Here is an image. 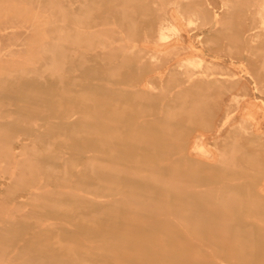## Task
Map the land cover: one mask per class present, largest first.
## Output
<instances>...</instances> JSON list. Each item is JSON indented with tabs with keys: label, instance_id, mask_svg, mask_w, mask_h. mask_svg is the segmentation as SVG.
Masks as SVG:
<instances>
[{
	"label": "rangeland",
	"instance_id": "374dc122",
	"mask_svg": "<svg viewBox=\"0 0 264 264\" xmlns=\"http://www.w3.org/2000/svg\"><path fill=\"white\" fill-rule=\"evenodd\" d=\"M95 1L94 0H0V17H1L0 36L3 34L0 37V45H1L0 46V57L4 56L0 59V93L3 90H8V89H12V91H14V93H12L11 95H8V97L4 96L2 101L0 102V121L11 122L9 123V127L14 128V131L12 130L13 133H11L9 136V139H10L9 143H5V142L0 143V182H4V184L2 185L4 188H2L1 183H0V205L3 206V207L0 206L1 208L0 209V214H1L0 215V228H1L0 229V242L2 240L3 243L6 244L4 245L5 247L3 248V250L1 251L4 255L0 252V259H1L0 264L1 263L3 264V262H5L4 264H31V263L33 264H40V263L41 264H52L54 260L55 261L57 260V261L54 262L53 264H57V262L59 261L63 262V263L61 262V264H66L68 262H69L68 264H82V263L83 264H106V263L107 264L109 263L111 264H121V263L122 264L123 263L124 264L126 263L134 264V262L135 264H143L144 261L146 264H150V263L151 264H157V263L172 264L173 262H174L173 264L180 263V262H181L180 264H219V262L220 264H226L225 262H227L228 264H251L253 261L255 262H253L252 264H264V233H263L264 232V150H263L264 149L263 148L264 147V101H262L264 100V95H263L264 94V78L261 80V78L264 77L263 76L264 75V68H263L264 67V64H263L264 56H262L264 54V32L262 31L264 30V25H263L264 13L262 10L264 8V0H251V4L249 0H239V1L232 0L233 2L231 0H208L209 2L207 0H185V1L184 0H125V1L124 0H95ZM235 1L236 3H234ZM172 3L176 6H173ZM222 4L224 6H222ZM257 4L260 5L258 6V9H257ZM246 6H249V8ZM252 6L254 9L252 8ZM261 6L263 8H261ZM164 11H167V12H164ZM259 11L262 12L260 13L261 15L258 13ZM224 13L226 16L224 15ZM241 13H243L244 16ZM170 14H172L174 17H177L179 19L180 18L184 20L189 19V20H192L191 23L194 22L192 25L190 23L191 26H189V24H185L186 36L189 34L193 38L192 37L191 39L187 38L185 42H183L182 44L183 47L173 46L174 43H176L177 41L176 35H173L170 38L169 42L173 43V45L171 44L169 47L163 46L157 38L158 27L160 26V22L164 20V17L166 18ZM214 14L215 15L218 14V16H214ZM251 14H253L254 16ZM186 15H188L189 18ZM212 15L214 18L212 17ZM222 15L224 16L221 19ZM235 15H237L238 18ZM204 17L206 19L208 18L207 19L208 21ZM256 17H257V20H256ZM233 18H236V19H233ZM239 18H243V20ZM244 18H247V20ZM214 19L215 21H213ZM205 20L207 21V23L203 22ZM258 20L260 23L258 22ZM10 21H11V24H10ZM216 21H218V23ZM221 21L223 23H221ZM6 24H9V26ZM16 24L17 26L19 25L20 28L19 26L15 27ZM218 24H220V26H218ZM222 26H223V29H222ZM253 26H256L255 31H254ZM259 26H261L262 30L261 28H259ZM9 27H12V29L13 28L14 29L12 30ZM200 28L201 30H199ZM203 28H206V29H203ZM244 28L248 29L249 32L250 31L252 32L249 33L248 30H245ZM251 28H253V30ZM114 29L116 30L114 31ZM83 31L84 32L86 31V32L84 33ZM88 31H90V33ZM221 32L222 34L226 32L225 35H223L224 38L221 37L222 36ZM228 32H229V35H228ZM230 32L232 34H230ZM14 34H16L17 36ZM70 35L73 38L72 37L70 38ZM212 36L213 38L220 39V41L218 39L217 40L214 39L215 40L214 41ZM66 37L68 38V45H67ZM209 37H211L210 40H209ZM72 39L73 40L76 39L77 40L76 43L77 42L80 43V44L77 43L80 47H82V44L84 43L82 49L79 46H77V44L75 45L72 44L73 43V41H71ZM64 40L66 41V43L64 42ZM258 40H260V43ZM213 42L216 44H214ZM244 42L246 43L244 44ZM203 43H205V45ZM209 43H210V46H209ZM261 43L263 45H260ZM246 44H249V45H246ZM60 45L61 47H59ZM250 45L251 47L254 48V50L253 48L250 47ZM211 47L212 49H210ZM233 47L235 48V50ZM60 48L62 49L63 53H60L62 52ZM229 48L230 50L233 48V50L231 51L235 55H231L232 53H230L231 51L229 50ZM184 49L186 51H184ZM222 50H224L226 54ZM251 50L254 52L252 53ZM85 51H87L88 54L90 53L88 56L90 55L92 56V54L96 55L97 53V56H98L97 59L102 60L101 62L103 66L102 65L101 67L99 66L100 68L96 67L94 68L95 70H92V71L89 66L85 67L83 65L82 58H80V53L82 52L85 53ZM238 51L240 52L238 53ZM248 51L250 52V54ZM228 52L230 53V55ZM242 52H245V53L248 52V53L245 54ZM152 53H155L156 56L154 57L151 56ZM67 54L68 56H73L75 58L74 60L75 64H81V67H78L79 70L78 68L76 69V71L74 70L75 72H72V69L69 70L70 67L68 66V61H67L68 56H66ZM224 54L226 56H224ZM202 56H203V62L201 63V65L195 62L194 63L188 62V63H185L183 66L177 65V62L181 59H187V58L197 59ZM5 60L7 61L6 64L4 63L6 62ZM129 60L130 61L134 60V63L131 66V68L116 70L115 68L112 67V66L115 67L114 64H117L118 66L120 64H123V62L129 61ZM204 64L205 65L209 64V65L208 67H206L207 65L205 66ZM248 64L250 66H247ZM138 65H140V67H138ZM251 66L254 68H252ZM258 68H260L261 70ZM110 69L111 70L113 69V70L111 71ZM202 69L203 70L206 69L207 71H209L210 73L209 76L212 75L211 77H214L217 75V77L221 79V81L224 79L226 81L221 82L220 80H217L218 83L216 81H214L213 83L212 80L209 79L210 81H208V79L201 77L199 78V81H197L193 85L192 88H189L190 86H192V85H189L188 87H186V90L180 93L178 89L179 85L177 83L179 82L178 81L179 78L181 79L182 76L183 77L185 75L188 76L190 73L196 72V71L197 73L195 75L197 74L200 75ZM228 69H230L231 72L228 71ZM254 69L255 70L258 69V70L255 71ZM70 73L71 75H69ZM124 73L127 75H125ZM131 73H138L139 76L133 79L131 78ZM227 74L229 76H227ZM110 77L112 80H110ZM228 77H231V78H228ZM17 79H20V81ZM28 79H30V81L33 83L31 86L27 85ZM256 79L257 81H255ZM94 80L95 81L97 80L96 81L97 83ZM16 81L19 82L18 83L19 85L16 84ZM106 81L109 83L107 84L108 87H106L107 86L105 83ZM236 82L238 84H236ZM73 83H75L74 86H73ZM182 83H185V82L182 81ZM102 84H104V86ZM23 85H26L27 87L25 88V86ZM42 85L43 86L45 85L43 89H46V91H44L40 87ZM114 86H115V89L117 90L121 89L123 91L133 92L135 93V96L129 99H124V98L122 99L119 96H116L114 93L110 92V88H113L112 90H115ZM234 86H235V89H233ZM30 88L34 90L31 91ZM188 88L191 91H189ZM246 88H247V94H246ZM27 89L28 90L30 89L29 91L31 92V94ZM86 89L87 91L91 89L90 90L91 94L89 93L90 96L92 95L91 99L90 97L89 99L86 98L85 94L88 95L87 93L89 92V91L85 92ZM256 89H258V91H256ZM80 90L81 91L84 90V91L81 92ZM100 90H102V92ZM140 90H143L144 92ZM145 90L147 91V93ZM25 91L27 94L25 93ZM105 91L107 95L103 93ZM94 92L95 93L97 92V93L95 94ZM4 93L5 92H3V94ZM35 93L37 94L41 93V99L40 97H38L40 95L37 96V94ZM79 93L83 95L79 96ZM44 94L46 95L45 97L42 98ZM244 94L246 95V97ZM33 95H35L34 96L35 98L33 97ZM36 98H38V100ZM44 98H47V99L44 100ZM64 98H67V99L70 98V99L67 100ZM80 98L83 99L82 103H81ZM63 99L65 101H63ZM126 100L129 102H127ZM192 100H194V103ZM31 101H34V104H31L33 103ZM99 101H101V103ZM39 102H40V105L38 104ZM167 103L168 105H166ZM207 103L210 105H208ZM238 103L239 105H237ZM42 105L43 106L46 105L47 108L45 107L46 108L45 109ZM130 105L133 107H131ZM36 106L38 107V110L42 112V114H40L41 112L39 113L38 110H35L37 109ZM25 107L29 109L27 110ZM127 107H129L130 109ZM60 108L62 110H60ZM93 108H95L96 110L95 109L93 110ZM135 108L139 110L137 111ZM141 108H142V112H141ZM41 109L44 111H42ZM103 109L108 110L111 114H109L108 116L102 115L101 111ZM122 109L124 110V113L125 114L127 113V114L125 117L123 118L121 117L120 118L121 121H120L119 114L123 112ZM25 110H27L28 113ZM33 110L36 111V115H35V111ZM55 110H59V113L57 114ZM68 110L70 114H68L69 113ZM85 110H88V111L86 112ZM47 111L49 113H45ZM113 112L114 114L112 115ZM160 112L162 113V115H160ZM32 113L34 115H32ZM37 114H39V116ZM158 114L159 116H155ZM228 115H230V117ZM116 116H117V119H116ZM70 117H73V118H70ZM103 119H106L109 122L110 121L112 122L109 123L108 121L106 122V120H103ZM67 120H69L70 123L69 122L66 123L67 127L63 128L61 123ZM81 122L83 123V125L81 124ZM223 122H224L223 126H220L219 124ZM103 125H105L106 127ZM240 126L242 129L240 128ZM85 128L91 129L92 132L93 131L95 132L92 134L91 130L87 131ZM234 129L235 131H232ZM63 130H64V133H63ZM245 130L246 131L249 130V131H247L246 133ZM102 131H104V133ZM42 132L43 134H41ZM78 132L79 134L82 133L80 135L81 137H79V135L76 134ZM99 132H100V136H98ZM227 132L228 134H226ZM232 132L236 134H233ZM97 133L98 135H94ZM35 134L36 136L37 134L38 135L41 134V136L43 137L37 139V137H35ZM104 134H106V136ZM110 134L113 136H111ZM183 136H185V138ZM95 137H96V140H94ZM119 137L120 138L125 137V140L127 141L126 145L131 147L129 151L124 150L123 146H117L116 144L110 142L109 140L104 141L105 138L116 139ZM79 138L82 140H79ZM97 138H99L98 140L100 141L102 140V143H100V141H98ZM148 138H150V141ZM254 143L256 144V146ZM139 144H141L140 145L141 147L139 146ZM257 144H260V145L257 146ZM3 146L6 147L5 150H3V148H5ZM102 147H103V150H102ZM108 147L111 149V151L114 150L115 152L112 151V153L113 152L114 153L111 154V151L110 149L108 150ZM118 147H119V150L117 149ZM72 150H75V151L72 152ZM77 151H80V152L76 153ZM106 151L108 153L110 151L109 153L110 155L107 154ZM94 152H96L95 153L96 155L94 154ZM146 152H148L149 154ZM151 152L153 153V155H151L152 154ZM155 152L157 156L155 155ZM72 153H75V155L76 154L78 155L80 153L78 156H80L81 154L82 155L80 157L78 156L76 157ZM158 153L161 156H159ZM73 155L75 158H73ZM116 155H119V158L118 156L116 157ZM64 156L70 157V158L68 157V160H70L68 161L69 163L68 166L53 168V165L51 164L53 157L54 159L57 160V157H64ZM109 156L110 158H108ZM134 156L137 158L135 159ZM72 158L74 159L75 163L80 161L78 163L79 167L75 166V163ZM98 159L100 160V162H103L102 165L99 163ZM102 159L103 160L105 159L106 163H108L109 165L104 163L105 160L103 161ZM139 159L141 160L139 161ZM94 160H95V163L93 162ZM148 161L154 162V163H151V164L147 163ZM160 162L162 165H160ZM95 164H96V167H95ZM98 165L102 167L99 169V171L100 170L102 171L103 168L105 170L106 169L105 166H107V168H110V170L106 169L105 172L107 173L104 174L105 176L103 175L102 176L99 175L100 177L96 176L99 173V171H96L98 169H95L97 167L99 168ZM150 165L153 167H151ZM115 167L117 169H115ZM92 168H94V170ZM113 168L117 172H115L114 170H111ZM246 170L248 172L250 171L249 173L256 172L258 173V176H255L256 174L254 173L255 175L254 174L249 175L251 176L252 179L249 176L246 177L245 174L246 173L248 174ZM93 171L97 173L93 174ZM112 171L114 172L113 175H112ZM118 173L120 174V176ZM114 175L116 177L117 176L120 177L119 178L120 181L117 182L116 180L118 179L114 180L115 179ZM113 176L114 178H112ZM244 176L246 177V179L249 178L250 180L249 181L246 179L243 180L245 178ZM35 177L37 178L36 179L37 182H32V179ZM72 177L74 179H72ZM219 177H221V179H219ZM131 178L133 179L131 180ZM237 178L243 180L242 181L243 183H241V181H239ZM218 179L220 180L222 186H220L221 184ZM77 180L79 184L77 183ZM237 180L239 181V183H241L239 185L242 186L243 189L238 190V191L236 190L237 192H235V189L233 188H232L233 191L231 189L227 190V188H230L229 184H231V182L238 183ZM69 181L71 183H69ZM113 181H116L117 183L116 182L113 183ZM68 183L70 185H68ZM74 183L77 184L78 187ZM62 184H63V187H62ZM80 185L84 186L85 189L89 188V190H84L82 186L79 187ZM211 185H215V186L210 187ZM248 185L250 187H248ZM40 186L45 187V188H50L52 189V192L48 195L45 194L44 196L43 194L44 192L42 191L41 193L37 192V196L36 195L30 196L31 192L39 191L38 188ZM73 187H75L74 192H71V190L73 191V189H71ZM130 187L133 191L130 189ZM139 187L142 189V191L140 190ZM79 188L81 190L80 192H79ZM145 188L147 190H145ZM248 188L252 192V195H251V192H249ZM60 189L63 191L61 192ZM137 189L141 191L142 193L139 192ZM150 189H152V191L155 190L154 195H156V197L152 195L153 193L152 191H150ZM38 194L40 195L38 196ZM123 194L125 197L122 196ZM160 194L161 196H159ZM170 194H172V196ZM225 194H227L226 197H225ZM94 195H97V196H94ZM113 195L118 196V197H114ZM216 195L218 197H216ZM88 196L90 198L89 200H88ZM109 196L110 198H108ZM137 196L139 197L136 198ZM95 197L97 199H94ZM212 197H214V199ZM106 198L109 200V202ZM115 198L118 199L116 200L117 202H114ZM125 198H127L128 200L125 201ZM145 198L146 199L149 198V199L146 200ZM170 198L171 200H169ZM234 198L239 199V200L241 199L240 201L243 203H241L239 200H235ZM245 198L246 200H244ZM243 200L247 202L248 204L245 203ZM134 201L137 203H134ZM144 201H146L147 203ZM182 201L184 202L183 205L179 203ZM75 202L76 204L74 205L73 203ZM79 202H80V205H79ZM196 202H199L200 204H202L201 205L202 210L200 211L201 213H204L205 210H210L211 214L209 216L203 215L204 216L203 217L201 213H197L196 210L194 211L192 207L193 205L192 203H196ZM238 202L241 203L242 205L241 204L239 205ZM42 203L43 204L46 203V206L45 204L43 205ZM109 203L110 204L113 203L114 205L115 204L116 205L113 206V205H110ZM167 203H169L170 205H168ZM39 204L40 206L42 205L43 209L42 207L39 206ZM135 204H138V205H135ZM50 205L53 208H47V207H51ZM90 206H93V207H90ZM118 206L120 210H118ZM136 206H138V208ZM9 207H11L12 209L11 208L9 209ZM96 207H99L97 208L98 211L96 210ZM103 207L105 209H103ZM107 207H108V211H107ZM70 208L72 209V211L74 210L73 212L71 211L72 213L70 212L71 210ZM130 208L131 210L132 209L133 210L130 211ZM32 209L35 212L34 214L36 216L31 214ZM48 209H50L51 211L54 210L55 212L53 211L54 213H52ZM56 209H58V211ZM81 210L82 211L86 210L87 212H84L83 214ZM102 210L104 212L103 214H101ZM112 210H116L117 214L114 213L115 211L113 212ZM118 211H120L119 214H122V215H119ZM224 211L232 212V215H231L232 219L237 220V216H238L240 221L238 222L237 220V222L239 224H235V223L232 224L230 222L231 220L228 223H225V215H224L225 212ZM16 212H19V213L17 214ZM80 213L83 215H81ZM216 213L218 215H216ZM240 213H244V215ZM68 214H69V218L67 216ZM111 214L113 215L116 214V216L118 215L119 217L113 216ZM41 215L44 218H42ZM162 215H164L165 217ZM167 215L170 217H168ZM10 216L12 217L14 216L13 221H10V219L12 218V217L10 218ZM94 216H96V219H94L95 218ZM40 217L44 219L45 222H43L44 220L41 221L42 219H40ZM195 217H197V219H195ZM28 218L31 220H29ZM36 218L40 219V221L38 219L36 220ZM54 218H56L57 220H55ZM120 218H124V220L126 221L122 222L120 221ZM240 218H242L243 220ZM61 219H64V220H61ZM222 219L223 221H221ZM93 220H96L99 226L97 225H96L97 227L94 226L97 223H95L96 221H93ZM29 221L32 223H30ZM38 221H39V225H38ZM15 222H19V223L17 224ZM82 222H84L85 224H83ZM195 222L196 224H194ZM29 223L31 224L30 226L28 225ZM41 223H43L44 226ZM60 223H63L65 227L63 226V224H60ZM65 223H68L70 227H68L69 225ZM91 223L93 224V229L94 227L95 229L97 228L96 231H93V233H91L92 226L91 227L89 226V225H92ZM107 223H109L110 225ZM198 223H202V224L199 225ZM19 224L20 225L23 224V226L21 227ZM24 224H25V227H24ZM8 225H10L11 227ZM52 225L53 227L55 225V228L51 227ZM240 225L242 227H240ZM244 225L246 227L247 226L249 227L251 225L250 230L249 228H246ZM3 226H6V228ZM7 226L9 227V229L7 228ZM49 226L51 230L48 233ZM202 226H204V228ZM252 226L254 227L252 228ZM41 227L43 228L45 227V228L43 229ZM200 227H201L202 232L199 230ZM243 227H245L247 230L242 231L243 232L242 233L240 230L245 229ZM63 228L64 229L67 228V229L64 230ZM86 228L87 230L89 229L88 230L89 232L86 230ZM182 228L186 230L183 231ZM27 229L29 232L27 231ZM57 229H60L61 231H63V233H61V231ZM68 229L71 232H69ZM1 230L3 232H1ZM25 230L27 232H25ZM101 230H103L102 231L103 233L101 232ZM206 230L209 231V233ZM45 232H47L48 235ZM73 232H75L76 234L74 235ZM104 232L111 236L107 235L106 237L105 236L106 234ZM187 232H189L190 235ZM200 232L203 234H201ZM244 232L249 233V234L246 235ZM6 233H8V235ZM90 233L92 235L96 233L95 234L96 236L95 235L91 236ZM114 233H116V235ZM186 233L188 235H186ZM99 234L100 235L105 234V235L102 236L101 238L100 236H98ZM216 234H218V236H216ZM233 234H235V236ZM26 235H29V236L24 237ZM34 235L35 237L39 239L38 240L36 239L35 241L34 240L35 237L33 238ZM54 235H55V238H53ZM89 235L91 236V238ZM113 235L116 236L119 243L118 241L117 243L115 242V244L113 243L114 241H116L113 239L114 238ZM183 235L187 237L183 238L184 237ZM250 235L252 238L250 237ZM40 236L42 239L40 238ZM60 236H61V239H60ZM248 236L251 239H254L256 241V244L255 243L253 244V247L255 248L253 249V251H252L253 247L250 246L252 242H248V241H251V239L246 238ZM92 237H96V240L98 238L105 239L106 242L104 240H99L98 242L100 243H97L95 241V238L93 239ZM104 237L106 238L109 237L110 242L108 243L107 241L109 240L108 239L106 240V238ZM110 237H112L113 241H111ZM23 238L25 239L23 240ZM89 238L91 240H89ZM165 238L167 240H165ZM56 239L57 241L60 239L59 240L60 242H64L62 245L67 246L69 250H67L66 247L65 249L62 248V245L60 247L59 246L60 242L59 244H57L58 242L55 243ZM72 239L75 241L73 242ZM80 239H83V242L84 240L87 239L85 241L86 243L85 242L83 243L82 240L79 241ZM21 240L23 241V243L21 242ZM51 240L52 242H49ZM225 240H227L228 243H224ZM254 240L252 241L255 242ZM65 241H68V242H65ZM87 241L88 243L90 241V244H88ZM91 241H93V243H91ZM183 241H186L187 243ZM95 242L98 245V248ZM101 242H105L106 244L101 243ZM131 242L133 243L134 248L137 246V244L134 242H137V243L139 242L138 245L139 244L141 245L142 243V245L141 246L139 245L140 248L136 247V250L134 248L129 249L127 245L125 244H132ZM193 242H194V245H193ZM201 242L203 244H201ZM18 243L19 245H17ZM44 243H46L45 244L46 248H45ZM47 243L48 245L50 243L51 246H47ZM65 243L67 244L70 243V245L72 244V247L68 246L69 244L67 245ZM149 243L151 245H149ZM31 244L32 246H30ZM104 244L106 246L108 245L107 248L114 246L115 247L114 251L118 253V255L120 256V259L117 256L116 252L114 253L110 252L109 249H107L105 246L104 247L101 246ZM121 244L123 246H120ZM190 244H192L193 246ZM40 245L42 247H40ZM85 245L88 247L86 248ZM197 245H200V246H197ZM215 245L217 246L214 248ZM89 246H91L92 248ZM203 246L205 247L204 249H203ZM26 247L28 249H25ZM29 247H32V249ZM69 247L71 248L74 247L73 251L75 249L76 250L74 251L75 253L72 252V250H70ZM101 247H103V252L101 250L102 249ZM123 247H126V248H123ZM141 247H142V250H140ZM209 247L211 248L210 250H209ZM144 248H146L145 249L146 253H145ZM245 248L249 250H246ZM15 249L16 251L18 249L17 251L18 253L15 251ZM137 249L139 250V252L137 251ZM4 250L6 251L3 252ZM28 250L30 252H28ZM132 250L133 251L135 250V251L133 252ZM231 250L234 252H232ZM243 250L244 252H242ZM105 251L107 252V254L105 253ZM99 252L102 255L101 254L98 255ZM230 252L233 254H231ZM253 252L255 254H253ZM40 253L42 254L40 255ZM73 253L78 255V259H77V256L74 255ZM80 253L81 254L83 253V255L88 258V260L86 259L87 262L84 261L86 257L84 258V256L81 255ZM103 253H105L106 255ZM129 253H131L132 256H130ZM35 254L36 256L34 257ZM51 254H53V256H51ZM122 254L123 255L125 254V257L123 256L124 258L122 257ZM108 255L110 257L111 256L113 257L112 260L114 262L111 260L112 257L110 258ZM157 255L159 256V258H157L158 257ZM196 255H198V257H196ZM39 256L42 257L44 260L46 259L45 262ZM54 256H56V258ZM92 256L94 258L96 256V258L94 259L92 258ZM155 256L156 258H154ZM62 257L67 258V259H63ZM138 257L139 258L142 257L141 258L142 260L139 259ZM165 257H168V258H165ZM254 257H256L255 258L256 260L254 259ZM89 258L90 259L92 258L94 260L92 259L90 260ZM102 258H105V260L106 259L108 260L110 259V260L109 261L106 260L107 261L106 262ZM258 258H260L259 261H258ZM80 259L81 260L83 259V260L81 261ZM114 259L118 262H116ZM161 259L164 260V262H162ZM226 259H228L229 261ZM89 260L91 261V263L90 262L88 263ZM96 260L98 263L96 262ZM49 261H52V262H49ZM93 261L95 263H93ZM102 261H105V262L103 263ZM138 261L142 263H138ZM149 261L150 263H148ZM155 261H157V263H155Z\"/></svg>",
	"mask_w": 264,
	"mask_h": 264
},
{
	"label": "bare ground",
	"instance_id": "6f19581e",
	"mask_svg": "<svg viewBox=\"0 0 264 264\" xmlns=\"http://www.w3.org/2000/svg\"><path fill=\"white\" fill-rule=\"evenodd\" d=\"M94 1H95V0H94ZM124 1H125V0H124ZM184 1H185V0H184ZM207 1H208V0H207ZM231 1H232V0H231ZM238 1H239V0H238ZM84 2H85V1H84ZM95 2H96V1H95ZM119 2H120V1H119ZM178 2H179V1H178ZM208 2H209V1H208ZM232 2H233V1H232ZM241 2H242V1H241ZM241 2H240V3H241ZM245 2H246V1H245ZM249 2H250V4H251V0H249ZM254 2H255V1H254ZM117 3H118V2H117ZM173 3H174V2H173ZM173 3H172V4H173ZM179 3H180V2H179ZM234 3H236V1H235ZM252 3H253V2H252ZM257 3H258V2H257ZM83 4H85V3H83ZM155 4H157V3H155ZM44 5H45V4H44ZM113 5H114V4H113ZM127 5H128V4H127ZM253 5H254V4H253ZM125 6H126V5H125ZM165 6H167V5H165ZM171 6H172V5H171ZM173 6H176V5L173 4ZM222 6H224V5L222 4ZM258 6H260V5L257 4V9H258ZM120 7H121V6H120ZM120 7H119V8H120ZM168 7H169V6H168ZM197 7H198V6H197ZM246 7L249 8V6H246ZM87 8H88V7H87ZM113 8H114V7H113ZM113 8H112V9H113ZM222 8H223V7H222ZM252 8H253V6H252ZM259 8H260V7H259ZM261 8H263V7L261 6ZM176 9H177V8H176ZM253 9H254V8H253ZM253 9H252V10H253ZM257 9H256V10H257ZM116 10H117V9H116ZM221 10H222V9H221ZM262 10H263V13H264V8H263ZM66 11H67V9H66ZM125 11H126V10H125ZM134 11H135V10H134ZM158 11H160V10H158ZM177 11H178V10H177ZM180 11H181V10H180ZM200 11H201V10H200ZM246 11H247V10H246ZM257 11H258V10H257ZM164 12H167V11H164ZM249 12H250V11H249ZM67 13H68V12H67ZM86 13H87V12H86ZM86 13H84V14H86ZM121 13H122V12H121ZM179 13H180V12H179ZM238 13H239V12H238ZM238 13H237V14H238ZM258 13L260 14V13H262V12L259 11ZM75 14H76V13H75ZM146 14H147V13H146ZM182 14H183V13H182ZM185 14H187V13H185ZM235 14H236V13H235ZM239 14H240V13H239ZM241 14L243 15V13H241ZM245 14H246V13H245ZM253 14H254V13H253ZM253 14H251V15H253ZM259 14H258V15H259ZM132 15H133V14H132ZM224 15H225V13H224ZM224 15H222L221 19L223 18ZM260 15H261V14H260ZM148 16H149V15H148ZM166 16H167V15H166ZM186 16L188 17V15H186ZM214 16H218V14H217V15L214 14ZM225 16H226V15H225ZM235 16H237V15H235ZM243 16H244V15H243ZM253 16H254V15H253ZM253 16H252V18H253ZM262 16H263V15H262ZM68 17H69V16H68ZM73 17H74V16H73ZM82 17H83V16H82ZM125 17H126V16H125ZM194 17H195V16H194ZM212 17H213V15H212ZM212 17H211V19H212ZM241 17H242V16H241ZM263 17H264V16H263ZM70 18H71V17H70ZM183 18H184V17H183ZM188 18H189V17H188ZM197 18H198V17H197ZM204 18H205V17H204ZM204 18H203V19H204ZM213 18H214V17H213ZM215 18H216V17H215ZM237 18H238V16H237ZM30 19H31V18H30ZM30 19H29V20H30ZM61 19H62V18H61ZM81 19H82V18H81ZM205 19H206V18H205ZM207 19H208V18H207ZM207 19H206V20H207ZM233 19H236V18H233ZM239 19H242V20H243V18H239ZM244 19L247 20V18H244ZM260 19H261V18H260ZM262 19H263V18H262ZM2 20H3V19H2ZM97 20H98V19H97ZM126 20H127V19H126ZM128 20H129V19H128ZM151 20H152V19H151ZM206 20L203 21V22L207 23L208 20H207V21H206ZM226 20H227V19H226ZM250 20H251V19H250ZM256 20H257V17H256ZM0 21H1V17H0ZM86 21H87V20H86ZM114 21H115V20H114ZM191 21H192V20H189V19H188V20H184V19H181V18L179 19V18H177V17H174L172 14H170V15H169L168 17H166V18L164 17V20H163L162 22L159 21V22H160V26L158 27V36H157L158 40L161 42V44H162L163 46H165V47H169L171 44L173 45V43H170V42H169V41H170V38H171L173 35H176V36H177V41H176V43H174L173 46H176V47H180V46H182L183 42H185V40H186L187 38L191 39V37H192V36H190L189 34H188L187 36H186V34H185V32H186V26H185V24H189V26H191V25L194 23V22L191 23ZM200 21H201V20H200ZM209 21H210V20H209ZM213 21H215V19H214ZM237 21H238V20H237ZM262 21H263V20H262ZM60 22H61V21H60ZM73 22H74V21H73ZM216 22L218 23V21H216ZM242 22H243V21H242ZM258 22H259V20H258ZM3 23H4V22H3ZM64 23H65V22H64ZM84 23H85V22H84ZM135 23H136V22H135ZM190 23H191V25H190ZM201 23H202V22H201ZM211 23H212V22H211ZM211 23H209V24H211ZM221 23H223V22L221 21ZM240 23H241V21H240ZM255 23H256V22H255ZM259 23H260V22H259ZM10 24H11V21H10ZM13 24H14V23H13ZM27 24H28V23H27ZM114 24H115V23H114ZM6 25L9 26V24H6ZM22 25H23V24H22ZM105 25H106V23H105ZM112 25H113V24H112ZM196 25H197V23H196ZM199 25H200V23H199ZM206 25H207V24H206ZM230 25H231V24H230ZM242 25H244V24H242ZM253 25H254V24H253ZM256 25H257V24H256ZM263 25H264V22H263ZM18 26H19V25H18ZM18 26H17V24H16L15 27H18ZM83 26H84V25H83ZM89 26H90V25H89ZM189 26H188V27H189ZM211 26H212V25H211ZM216 26H217V25H216ZM218 26H220V24H218ZM67 27H68V26H67ZM77 27H78V26H77ZM193 27H194V26H193ZM203 27H204V25H203ZM253 27H254V31H255V30H256V29H255L256 26H253ZM9 28L12 29V27H9ZM19 28H20V26H19ZM82 28H83V27H82ZM90 28H91V27H90ZM110 28H111V27H110ZM114 28H115V27H114ZM123 28H124V27H123ZM197 28H198V27H197ZM218 28H219V27H218ZM218 28H216V29H218ZM248 28H249V27H248ZM259 28H261V26H259ZM4 29H6V28H4ZM13 29H14V28H13ZM13 29H12V30H13ZM15 29H16V28H15ZM60 29H61V28H60ZM85 29H86V28H85ZM91 29H92V28H91ZM99 29H100V28H99ZM190 29H192V28H190ZM203 29H206V28H203ZM222 29H223V26H222ZM244 29H245V28H244ZM251 29L253 30V28H251ZM0 30H1V29H0ZM12 30H11V31H12ZM94 30H95V29H94ZM115 30H116V29H114V31H115ZM138 30H139V29H138ZM195 30H196V29H195ZM199 30H201V28H200ZM209 30H210V28H209ZM245 30H248V29H245ZM261 30H262V28H261ZM262 31L264 32V30H262ZM262 31H261V32H262ZM2 32H3V31H2ZM5 32H6V31H5ZM83 32H84V31H83ZM85 32H86V31H85ZM85 32H84V33H85ZM88 32L90 33V31H88ZM119 32H120V31H119ZM192 32H193V31H192ZM231 32H232V31H231ZM231 32H230V34L233 33V32H232V33H231ZM248 32H249V30H248ZM250 32H252V31H250ZM250 32H249V33H250ZM258 32H259V31H258ZM89 33H88V34H89ZM225 33H226V32H225ZM225 33L222 34V32H221V35H222L221 37H223V35H225ZM243 33H244V32H243ZM255 33H256V32H255ZM16 34H17V33H16ZM16 34H14V35H16ZM106 34H107V33H106ZM207 34H208V33H207ZM239 34H240V32H239ZM245 34H246V33H245ZM2 35H3V34H2ZM2 35H1V36H2ZM71 35H72V34H71ZM71 35H70V38L72 37ZM75 35H76V34H75ZM79 35H80V34H79ZM89 35H90V34H89ZM228 35H229V32H228ZM241 35H242V34H241ZM246 35H247V34H246ZM252 35H253V34H252ZM1 36H0V37H1ZM5 36H6V35H5ZM16 36H17V35H16ZM82 36H83V35H82ZM199 36H200V35H199ZM201 36H202V35H201ZM205 36H206V35H205ZM205 36H204V37H205ZM226 36H227V35H226ZM226 36H225V38H226ZM244 36H245V35H244ZM74 37H75V36H74ZM78 37H79V36H78ZM124 37H125V36H124ZM204 37H203V38H204ZM221 37H220V38H221ZM66 38H67V37H66ZM72 38H73V37H72ZM95 38H96V37H95ZM192 38H193V37H192ZM210 38H211V37H209V40H210ZM212 38H213V36H212ZM223 38H224V37H223ZM250 38H251V37H250ZM259 38H260V36H259ZM125 39H126V38H125ZM204 39H205V38H204ZM206 39H207V38H206ZM214 39H216V38H213V40H214ZM217 39H218V38H217ZM217 39H216V40H217ZM241 39H242V38H241ZM93 40H94V39H93ZM211 40H212V39H211ZM218 40L220 41V39H218ZM244 40H246V39H244ZM244 40H243V41H244ZM71 41H73L72 44H74V45L78 43V42L76 43V41H77L76 39H75V40L72 39ZM205 41H206V40H205ZM214 41H215V40H214ZM225 41H226V40H225ZM228 41H229V40H228ZM258 41H259V43H260V40H258ZM258 41H257V42H258ZM64 42L66 43L65 40H64ZM69 42H70V41H69ZM74 42H75V43H74ZM79 42H80V41H79ZM203 42H204V41H203ZM238 42H239V40H238ZM247 42H248V41H247ZM65 43H64V44H65ZM98 43H99V42H98ZM102 43H103V42H102ZM166 43H167V44H166ZM213 43H214V42H213ZM213 43H212V44H213ZM245 43H246V42H244V44H245ZM250 43H251V42H250ZM255 43H256V42H255ZM52 44H53V43H52ZM62 44H63V42H62ZM78 44H80V43H78ZM78 44H77V46H79ZM83 44H84V43H83ZM83 44H82V47H83ZM203 44L205 45V43H203ZM207 44H208V43H207ZM214 44H216V43H214ZM224 44H225V43H224ZM236 44H237V43H236ZM252 44H253V43H252ZM57 45H58V44H57ZM67 45H68V38H67ZM69 45H70V43H69ZM74 45H73V46H74ZM196 45H197V44H196ZM204 45H203V46H204ZM229 45H230V43H229ZM238 45H239V44H238ZM238 45H237V46H238ZM246 45H249V44H246ZM253 45H254V44H253ZM253 45H252V46H253ZM260 45H263V44L261 43ZM0 46H1V45H0ZM62 46H63V45H62ZM104 46H106V45H104ZM209 46H210V43H209ZM214 46H215V45H214ZM240 46H241V45H240ZM258 46H259V45H258ZM54 47H56V46H54ZM54 47H52V48H54ZM59 47H61V45H60ZM59 47H58V48H59ZM79 47H80V46H79ZM82 47H80V48L82 49ZM182 47H183V46H182ZM190 47H192V46H190ZM230 47H231V46H230ZM250 47H251V45H250ZM256 47H257V46H256ZM8 48H9V47H8ZM12 48H13V46H12ZM47 48H48V46H47ZM65 48H66V46H65ZM65 48H64V49H65ZM92 48H93V47H92ZM207 48H208V47H207ZM216 48H217V47H216ZM219 48H220V47H219ZM233 48H234V47H233ZM233 48H232L231 50H233ZM244 48H245V47H244ZM251 48H253V47H251ZM258 48H259V47H258ZM260 48H261V47H260ZM42 49H43V48H42ZM60 49H61V48H60ZM102 49H103V48H102ZM110 49H111V48H110ZM114 49H115V48H114ZM210 49H212V47H211ZM238 49H239V48H238ZM238 49H236V50H238ZM44 50H45V49H44ZM51 50H52V49H51ZM65 50H66V49H65ZM65 50H64V51H65ZM68 50H69V49H68ZM84 50H85V49H84ZM95 50H96V49H95ZM108 50H109V49H108ZM179 50H180V49H179ZM204 50H205V49H204ZM213 50H214V49H213ZM229 50H230V48H229ZM231 50H230V51H231ZM234 50H235V48H234ZM246 50H247V48H246ZM253 50H254V48H253ZM47 51H48V50H47ZM61 51H62V49H61ZM73 51H74V50H73ZM184 51H186V50L184 49ZM222 51L224 52V50H222ZM243 51H244V50H243ZM256 51H257V49H256ZM95 52H96V51H95ZM180 52H181V51H180ZM203 52H205V51H203ZM203 52H202V53H203ZM223 52H222V53H223ZM239 52H240V51H238V53H239ZM248 52H249V51H248ZM248 52H247V53H248ZM251 52L253 53L254 51L251 50ZM262 52H263V51H262ZM55 53H57V52H55ZM60 53H63V51L60 52ZM76 53H78V52H76ZM85 53H87V51H85ZM85 53H84V52L80 53V58H82V60H83V65H84L85 67H88V66H89L90 69H91V71H92V70H95L94 68H96V67L98 68L99 66L101 67V65L103 66V64H102V62H101L102 60L97 59V57H98V56H97V53H96V55H95V54H92V56H91V55L88 56L90 53H89V54H88V53L85 54ZM214 53H215V51H214ZM218 53H219V52H218ZM218 53H217V54H218ZM224 53H225V52H224ZM228 53H229V52H228ZM230 53H232V51H231ZM230 53H229V55H230ZM242 53H245V52H242ZM247 53H245V54H247ZM73 54H74V53H73ZM179 54H180V53H179ZM179 54H178V55H179ZM206 54H207V53H206ZM225 54H226V53H225ZM225 54H224V56H226ZM236 54H237V53H236ZM240 54H241V53H240ZM249 54H250V52H249ZM256 54H257V53H256ZM2 55H3V54H2ZM76 55H77V54H76ZM178 55H177V56H178ZM204 55H205V54H204ZM218 55H219V54H218ZM231 55H235V54L232 53ZM66 56H68V54H67ZM102 56H104V55H102ZM151 56L154 57V56H156V54H155V53H152ZM224 56H223V57H224ZM254 56H256V55H254ZM254 56H253V57H254ZM262 56H264V54H263ZM2 57H4V56H2ZM2 57H0V59H1ZM228 57H229V56H228ZM230 57H231V56H230ZM233 57H234V56H233ZM238 57H239V56H238ZM64 58H66V57H64ZM220 58H221V57H220ZM245 58H246V57H245ZM261 58H262V57H261ZM121 59H122V58H121ZM230 59H231V58H230ZM233 59H234V58H233ZM235 59H237V58H235ZM238 59H239V58H238ZM255 59H256V58H255ZM262 59H263V58H262ZM8 60H9V59H8ZM74 60H75V58H74L73 56H68V58H67L68 66L70 67L69 70L72 69V72H75L76 69H77L78 67H81V64H75ZM77 60H78V59H77ZM242 60H243V59H242ZM263 60H264V59H263ZM263 60H262V61H263ZM5 61H6V60H5ZM59 61H61V60H59ZM78 61H79V60H78ZM107 61H108V60H107ZM212 61H213V60H212ZM246 61H247V60H246ZM73 62H74V63H73ZM110 62H111V61H110ZM115 62H116V61H115ZM188 62H189V63H194V62H195V63H199V64L201 65V63L203 62V56H202V57H199V58H197V59H196V58L181 59V60H179V61L177 62V65H179V66H183L185 63H188ZM205 62H206V60H205ZM251 62H252V61H251ZM1 63H2V62H1ZM4 63L6 64L7 61L4 62ZM133 63H134V60H132V61L129 60V61H125V62H123V64H120V65H118V66H117V64H114L115 67H114V66H112V67L115 68L116 70L128 69V68H131V66L133 65ZM140 63H141V62H140ZM140 63H139V64H140ZM247 63H248V62H247ZM262 63H263V62H262ZM5 64H4V65H5ZM63 64H64V63H63ZM263 64H264V63H263ZM79 65H80V66H79ZM204 65H205V64H204ZM206 65H207V64H206ZM206 65H205V66H206ZM208 65H209V64H208ZM208 65H207L206 67H208ZM63 66H64V65H63ZM105 66H106V65H105ZM110 66H111V64H110ZM175 66H176V65H175ZM214 66H215V65H214ZM224 66H225V65H224ZM247 66H250V65L248 64ZM100 67H99V68H100ZM107 67H109V66H107ZM138 67H140V65H138ZM211 67H212V66H211ZM218 67H219V66H218ZM251 67H252V66H251ZM262 67H263V66H262ZM173 68H174V67H173ZM173 68H172V69H173ZM227 68H228V67H227ZM252 68H254V67H252ZM263 68H264V67H263ZM258 69H260V68H258ZM258 69H256V70H258ZM28 70H29V69H28ZM74 70H75V71H74ZM78 70H79V68H78ZM110 70H111V69H110ZM112 70H113V69H112ZM112 70H111V71H112ZM202 70H203V69H202ZM202 70H201V74H200V75L197 74L198 76L195 75V74L197 73V71H196V72H192V73H190L188 76H186V75H185L184 77L182 76L181 79L179 78V80H178L179 82H177L178 85H179V88H178V89H179V92L181 93V92H183L184 90H186V87H188L189 85H192V86L189 87V88H192L193 85H194L197 81H199V78H201V77H202V78L204 77L205 79H208V81L212 80L213 83H214V81H216V82L218 83L217 80H220V81H221V79H219V78L217 77V75L214 76V77H211L212 75L209 76V75H210L209 71H207L206 69L203 70V71H202ZM220 70H221V69H220ZM251 70H253V69H251ZM254 70H255V69H254ZM256 70H255V71H256ZM260 70H261V69H260ZM10 71H11V70H10ZM33 71H34V70H33ZM111 71H110V72H111ZM194 71H195V70H194ZM228 71H230V69H228ZM204 72H206V73H204ZM212 72H213V71H212ZM223 72H225V71H223ZM230 72H231V71H230ZM88 73H89V72H88ZM181 73H182V72H181ZM253 73H254V72H253ZM253 73H252V74H253ZM67 74H68V73H67ZM116 74H117V73H116ZM124 74H125V73H124ZM124 74H123V75H124ZM184 74H185V73H184ZM214 74H215V73H214ZM250 74H251V73H250ZM9 75H10V74H9ZM69 75H71V73H70ZM87 75H88V74H87ZM105 75H106V74H105ZM105 75H104V77H105ZM109 75H110V74H109ZM125 75H127V74H125ZM225 75H226V74H225ZM253 75H254V74H253ZM138 76H139L138 73H131V78H133V79L136 78V77H138ZM219 76H220V75H219ZM227 76H229V75L227 74ZM230 76H231V75H230ZM242 76H243V75H242ZM256 76H257V75H256ZM263 76H264V75H263ZM89 77H90V76H89ZM129 77H130V76H129ZM185 77H186V78H185ZM231 77H232V76H231ZM231 77H228V78H231ZM236 77H237V76H236ZM258 77H259V75H258ZM20 78H21V77H20ZM67 78H68V77H67ZM90 78H91V77H90ZM119 78H120V77H119ZM121 78H122V77H121ZM131 78H130V79H131ZM222 78H223V76H222ZM225 78H226V77H225ZM232 78H233V77H232ZM245 78H246V77H245ZM263 78H264V77H262L261 80H262ZM101 79H102V78H101ZM209 79H210V80H209ZM253 79H254V78H253ZM17 80L20 81V79H17ZM110 80H112L111 77H110ZM234 80H235V79H234ZM258 80H259V79H258ZM261 80H260V81H261ZM51 81H53V80H51ZM79 81H80V80H79ZM94 81H95V80H94ZM94 81H93V82H94ZM96 81H97V80H96ZM96 81H95V82H96ZM120 81H121V79H120ZM164 81H165V80H164ZM182 81H184L185 83H182ZM223 81H226V80L224 79V80H222L221 82H223ZM235 81H236V80H235ZM255 81H257V79H256ZM72 82H73V81H72ZM98 82H99V81H98ZM180 82H181V83H180ZM216 82H215V83H216ZM240 82H241V81H240ZM261 82H262V81H261ZM14 83H15V82H14ZM18 83H19V82L16 81V84H18ZM90 83H91V82H90ZM96 83H97V82H96ZM102 83H104V82H102ZM105 83H106V85L109 84L107 81H106ZM208 83H209V82H208ZM230 83H231V82H230ZM258 83H259V82H258ZM32 84H33V83L30 81V79H28L27 85H28V86H31ZM45 84H46V83H45ZM74 84H75V83H73V86H74ZM114 84H115V83H114ZM116 84H117V83H116ZM231 84H232V83H231ZM236 84H238V83L236 82ZM260 84H261V83H260ZM260 84H259V86H260ZM262 84H263V83H262ZM18 85H19V84H18ZM35 85H36V83H35ZM40 85H41V84H40ZM102 85L104 86V84H102ZM106 85H105V86H106ZM122 85H123V84H122ZM178 85H177V86H178ZM252 85H253V84H252ZM255 85H256V84H255ZM23 86H25V88L27 87L26 85H23ZM44 86H45V85H44ZM44 86L42 85V86H40V87L43 89ZM100 86H101V85H100ZM119 86H120V85H119ZM124 86H125V85H124ZM227 86H228V85H227ZM262 86H263V85H262ZM106 87H108V85H107ZM116 87H117V86H116ZM128 87H129V86H128ZM25 88H24V89H25ZM31 88H32V87H31ZM31 88H30V89H31ZM68 88H69V87H68ZM68 88H66V89H68ZM77 88H78V87H77ZM79 88H80V87H79ZM104 88H105V87H104ZM189 88H188V89H189ZM202 88H203V87H202ZM231 88H233V87H231ZM30 89H29V90H30ZM39 89H40V88H39ZM112 89H113V88H110V92L114 93L116 96H119V97L122 98V99H123V98H124V99H129V98H132L133 96H135V93H133V92L123 91V90H121V89H120V90H117V89H115V86H114V89H115V90H112ZM233 89H235V86H234ZM253 89H254V87H253ZM27 90H28V89H27ZM29 90H28V91H29ZM33 90H34V89H33ZM33 90L31 89V91H33ZM43 90L46 91V89H43ZM43 90H41V91H43ZM69 90H70V89H69ZM90 90H91V89H90ZM90 90H88V91H89V92H88L87 89H86L85 92H88L87 94L89 95V93L91 94ZM147 90H148V89H147ZM203 90H204V89H203ZM78 91H79V90H78ZM80 91H81V90H80ZM83 91H84V90H82L81 92H83ZM96 91H97V89H96ZM100 91L102 92V90H100ZM108 91H109V90H108ZM108 91H107V92H108ZM140 91L144 92L143 90H140ZM145 91H146V90H145ZM157 91H158V90H157ZM189 91H191V90L189 89ZM256 91H258V89H256ZM261 91H262V90H261ZM261 91H260V92H261ZM3 92H5V93L3 94ZM29 92H30V91H29ZM36 92H37V91H36ZM50 92H51V90H50ZM85 92H84V93H85ZM186 92H187V91H186ZM12 93H14V91H12V89L3 90V91L0 93V102L2 101V99H3L4 96H7V97H8V95H11ZM25 93H26V91H25ZM42 93H43V92H42ZM92 93H93V92H92ZM94 93H95V92H94ZM96 93H97V92H96ZM96 93H95V94H96ZM103 93H104L105 95H107L106 91L103 92ZM146 93H147V91H146ZM18 94H19V93H18ZM26 94H27V93H26ZM30 94H31V92H30ZM35 94H37V93H35ZM110 94H111V93H110ZM114 94H113V95H114ZM170 94H171V92H170ZM196 94H197V93H196ZM246 94H247V88H246ZM260 94H261V93H260ZM38 95H40V96H38ZM45 95H46V94H44V95L42 96V98L45 97ZM80 95H83V94H80V93H79V96H80ZM88 95L85 94L86 98L89 99V97H90V99H91L92 95H91V96H90V95L88 96ZM154 95H155V94H154ZM186 95H187V94H186ZM193 95H194V94H193ZM203 95H204V94H203ZM225 95H226V94H225ZM244 95H245V94H244ZM263 95H264V94H263ZM18 96H19V95H18ZM34 96H35V95H33V97H34ZM37 96L40 97V99H41V93L37 94ZM49 96H50V95H49ZM169 96H170V95H169ZM201 96H202V95H201ZM55 97H56V96H55ZM167 97H168V96H167ZM232 97H233V96H232ZM240 97H241V96H240ZM245 97H246V95H245ZM256 97H257V95H256ZM25 98H27V97H25ZM34 98H35V97H34ZM34 98H33V100H34ZM97 98H98V97H97ZM174 98H175V97H174ZM243 98H244V97H243ZM243 98H242V99H243ZM36 99L38 100V98H36ZM40 99H39V101H40ZM45 99H47V98H44V100H45ZM64 99H67V98H64ZM64 99H63V101H65ZM69 99H70V98H69ZM69 99H67V100H69ZM80 99H81V98H80ZM143 99H144V98H143ZM186 99H187V98H186ZM222 99H223V98H222ZM238 99H239V98H238ZM258 99H259V98H258ZM260 99H261V98H260ZM29 100H30V99H29ZM29 100H28V101H29ZM82 100H83V99H81V103L83 102ZM85 100H86V99H85ZM95 100H96V99H95ZM189 100H190V99H189ZM126 101H127V100H126ZM141 101H142V100H141ZM144 101H145V100H144ZM190 101H191V100H190ZM192 101H193V103H194V100H192ZM235 101H236V100H235ZM239 101H240V100H239ZM262 101H264V100H262ZM31 102H33V103H31ZM31 102H30L31 104H34V101H31ZM53 102H54V100H53ZM61 102H62V101H61ZM99 102L101 103V101H99ZM119 102H120V101H119ZM127 102H129V101H127ZM147 102H148V101H147ZM42 103H44V102H42ZM42 103H41V104H42ZM59 103H60V102H59ZM100 103H99V104H100ZM164 103H165V102H164ZM164 103H163V104H164ZM38 104L40 105V102H39ZM64 104H65V103H64ZM118 104H119V103H118ZM129 104H130V103H129ZM207 104H208V103H207ZM49 105H50V104H49ZM60 105H61V104H60ZM108 105H109V104H108ZM123 105H124V104H123ZM151 105H152V104H151ZM166 105H168V103H167ZM174 105H175V104H174ZM204 105H205V104H204ZM208 105H210V104H208ZM237 105H239V103H238ZM27 106H29V105H27ZM27 106H26V107H27ZM42 106H43V105H42ZM67 106H68V105H67ZM67 106H65V107H67ZM70 106H71V104H70ZM93 106H94V105H93ZM102 106H103V105H102ZM112 106H113V105H112ZM119 106H120V105H119ZM124 106H125V105H124ZM124 106H123V107H124ZM126 106H128V105H126ZM130 106H131V105H130ZM177 106H178V105H177ZM217 106H218V105H217ZM26 107H25V108H26ZM33 107H34V106H33ZM36 107H37V106H36ZM43 107L45 108L46 105H44ZM60 107H61V106H60ZM73 107H74V105H73ZM105 107H106V106H105ZM114 107H115V106H114ZM131 107H133V106H131ZM40 108H41V107H40ZM46 108H47V107H46ZM46 108H45V109H46ZM58 108H59V107H58ZM71 108H72V107H71ZM107 108H108V107H107ZM107 108H106V109H107ZM112 108H113V107H112ZM118 108H119V107H118ZM127 108H129V107H127ZM136 108H137V107H136ZM136 108H135V109H136ZM161 108H162V106H161ZM168 108H169V107H168ZM26 109L28 110L29 108H26ZM31 109H32V107H31ZM34 109H35V108H34ZM42 109H43V108H42ZM42 109H41V110H42ZM63 109H64V107H63ZM94 109H95V108H93V110H94ZM114 109H115V108H114ZM114 109H113V110H114ZM129 109H130V108H129ZM129 109H128V110H129ZM132 109H134V108H132ZM27 110H25V111L27 112ZM35 110H38V107H37V109H35ZM35 110H33V111H35ZM49 110H50V109H49ZM60 110H62V109L60 108ZM93 110H92V111H93ZM95 110H96V109H95ZM122 110H123V109H122ZM136 110H137V109H136ZM138 110H139V109H138ZM138 110H137V111H138ZM153 110H154V108H153ZM163 110H164V109H163ZM207 110H208V109H207ZM230 110H231V109H230ZM38 111H39V110H38ZM42 111H44V110H42ZM72 111H73V110H72ZM85 111L87 112L88 110H85ZM118 111H119V110H118ZM159 111H160V110H159ZM161 111H162V110H161ZM208 111H209V110H208ZM236 111H237V110H236ZM236 111H235V112H236ZM31 112H32V111H31ZM40 112H41V111H39V113H40ZM55 112H57V114H58V113H59V110H55ZM55 112H54V113H55ZM68 112H69V110H68ZM133 112H134V111H133ZM141 112H142V108H141ZM201 112H202V111H201ZM27 113H28V112H27ZM45 113H49V112L47 111V112H45ZM83 113H84V112H83ZM97 113H98V112H97ZM115 113H116V112H115ZM152 113H153V112H152ZM191 113H192V112H191ZM199 113H200V112H199ZM217 113H218V112H217ZM233 113H234V112H233ZM20 114H21V113H20ZM25 114H26V113H25ZM40 114H42V112H41ZM64 114H65V113H64ZM68 114H70V112H69ZM68 114H67V115H68ZM101 114H102V115H105V116H106V115L108 116V115L111 114V113H110L108 110L103 109V110L101 111ZM113 114H114V112L112 113V115H113ZM116 114H117V113H116ZM126 114H127V113H126ZM126 114L124 113V110H123V112H122L121 114H119V115H120L119 119H120L121 117H122V118L125 117ZM134 114H135V113H134ZM196 114H197V113H196ZM32 115H34V114L32 113ZM35 115H36V111H35ZM37 115L39 116V114H37ZM73 115H74V114H73ZM78 115H79V113H78ZM160 115H162L161 112H160ZM166 115H167V114H166ZM194 115H195V114H194ZM209 115H210V114H209ZM20 116H21V115H20ZM83 116H84V115H83ZM131 116H132V115H131ZM131 116H130V117H131ZM153 116H154V114H153ZM155 116H159V114H158V115H155ZM196 116H197V115H196ZM198 116H199V114H198ZM228 116L230 117V115H228ZM21 117H22V116H21ZM23 117H24V116H23ZM64 117H66V116H64ZM68 117H69V116H68ZM74 117H75V116H74ZM85 117H86V116H85ZM161 117H162V116H161ZM163 117H164V116H163ZM70 118H73V117H70ZM81 118H82V117H81ZM81 118H80V119H81ZM133 118H134V117H133ZM133 118H132V119H133ZM206 118H207V117H206ZM100 119H102V118H100ZM116 119H117V116H116ZM226 119H228V118H226ZM64 120H66V119H64ZM69 120H70V119H69ZM69 120H67V121H63V122L61 123L63 128H64V127H67V124H66V123H68V122L70 123ZM71 120H72V119H71ZM103 120H106V119H103ZM103 120H102V121H103ZM122 120H123V119H122ZM161 120H162V119H161ZM107 121H108V120H106V122H107ZM120 121H121V119H120ZM120 121H119V122H120ZM173 121H174V120H173ZM249 121H250V120H249ZM108 122H109V121H108ZM110 122H112V121H110ZM110 122H109V123H110ZM174 122H175V121H174ZM197 122H198V121H197ZM224 122H225V121H224ZM224 122L221 123V124H219V125H220V126H223ZM9 123H11V122H2V121H0V128H1V129H0V130H1V132H0V143H3V142H5V143H9V141H10L9 136H10L11 133H13L14 128L9 127ZM84 123H85V122H84ZM115 123H116V122H115ZM172 123H173V122H172ZM172 123H171V124H172ZM188 123H189V122H188ZM198 123H199V122H198ZM73 124H74V123H73ZM81 124L83 125L82 122H81ZM85 124H86V123H85ZM101 124H102V123H101ZM116 124H117V123H116ZM120 124H121V123H120ZM173 124H174V123H173ZM173 124H172V125H173ZM240 124H241V123H240ZM245 124H246V122H245ZM245 124H244V125H245ZM252 124H253V123H252ZM74 125H75V124H74ZM74 125H73V127H74ZM111 125H112V123H111ZM257 125H258V124H257ZM87 126H88V125H87ZM92 126H93V125H92ZM103 126H105V125H103ZM46 127H47V126H46ZM79 127H80V126H79ZM94 127H95V126H94ZM105 127H106V126H105ZM246 127H247V126H246ZM76 128H77V126H76ZM90 128H91V127H90ZM99 128H100V127H99ZM99 128H98V129H99ZM128 128H129V127H128ZM132 128H133V127H132ZM150 128H151V127H150ZM240 128H241V126H240ZM243 128H244V127H243ZM82 129H83V128H82ZM82 129H80V130H82ZM85 129H86V128H85ZM120 129H121V128H120ZM122 129H123V128H122ZM222 129H223V128H222ZM222 129H221V131H222ZM241 129H242V128H241ZM12 130H13V131H12ZM31 130H32V129H31ZM86 130L88 131V130H91V129H86ZM125 130H126V129H125ZM229 130H230V129H229ZM249 130H250V129H249ZM249 130H247V131H249ZM35 131H36V130H35ZM73 131H74V130H73ZM77 131H78V129H77ZM96 131H97V130H96ZM143 131H144V130H143ZM232 131H235V129L232 130ZM245 131H246V130H245ZM247 131H246V133H247ZM252 131H253V130H252ZM79 132H80V131H79ZM79 132L76 133V134L79 135V137H81L80 135H81L82 133L79 134ZM89 132H90V131H89ZM91 132H92V130H91ZM94 132H95V131H93L92 134H93ZM97 132H98V131H97ZM102 132L104 133V131H102ZM120 132H121V131H120ZM145 132H146V131H145ZM63 133H64V130H63ZM232 133H233V132H232ZM41 134H43V132H42ZM41 134H40V135L37 134V136H36V134H35V137H37V139L43 137V136H41ZM73 134H75V133H73ZM90 134H91V133H90ZM226 134H228V132H227ZM233 134H236V133H233ZM94 135H98V133H97V134H94ZM101 135H102V134H101ZM104 135L106 136V134H104ZM108 135H109V134H108ZM110 135H111V134H110ZM146 135H148V134H146ZM153 135H154V134H153ZM178 135H180V134H178ZM98 136H100V132H99V135H98ZM111 136H113V135H111ZM93 137H94V136H93ZM96 137H97V136H96ZM96 137L94 138V140H96ZM166 137H167V136H166ZM183 137L185 138V136H183ZM112 138H113V137H112ZM126 138H127V136H126ZM128 138H129V137H128ZM253 138H254V137H253ZM253 138H252V140H253ZM255 138H256V137H255ZM84 139H85V138H84ZM98 139H99V138H97V140H98ZM148 139H149V141H150V138H148ZM169 139H170V138H169ZM77 140H78V139H77ZM79 140H82V139L79 138ZM107 140H109L110 142L116 144L117 146H123V149L126 150V151H129V150L131 149V147H129V146L126 145V144H127V141L125 140V137H124V138H120V137H119V138H116V139H107V138H105L104 141H107ZM167 140H168V139H167ZM98 141H100V140H98ZM175 141H176V140H175ZM179 141H180V140H179ZM255 142H256V140H255ZM100 143H102V140L100 141ZM104 143H105V142H104ZM145 143H146V141H145ZM91 144H92V143H91ZM141 144H142V143H141ZM141 144H139V146H140ZM149 144H150V143H149ZM151 144H152V143H151ZM158 144H159V143H158ZM254 144H255V143H254ZM79 145H81V144H79ZM101 145H102V144H101ZM104 145H105V144H104ZM131 145H132V144H131ZM133 145H134V144H133ZM167 145H168V143H167ZM173 145H174V144H173ZM235 145H236V144H235ZM258 145H260V144H257V146H258ZM102 146H103V145H102ZM164 146H165V145H164ZM175 146H176V145H175ZM255 146H256V144H255ZM3 147H5V146H3ZM73 147H74V146H73ZM106 147H107V146H106ZM136 147H137V146H136ZM140 147H141V146H140ZM142 147H143V146H142ZM165 147H166V146H165ZM165 147H164V148H165ZM237 147H239V146H237ZM74 148H75V147H74ZM84 148H85V147H84ZM164 148H163V149H164ZM182 148H183V147H182ZM197 148H198V146H197ZM199 148H200V147H199ZM234 148H235V147H234ZM263 148H264V147H263ZM5 149H6V147L3 148V150H5ZM34 149H35V148H34ZM105 149H106V148H105ZM109 149H110V148L108 147V150H109ZM114 149H115V148H114ZM117 149L119 150V147H118ZM137 149H138V148H137ZM157 149H158V148H157ZM205 149H206V148H205ZM218 149H219V148H218ZM38 150H39V149H38ZM102 150H103V147H102ZM106 150H107V149H106ZM148 150H149V149H148ZM175 150H176V149H175ZM239 150H240V149H239ZM263 150H264V149H263ZM73 151H75V150H72V152H73ZM84 151H85V150H84ZM87 151H88V150H87ZM110 151H111V149H110ZM110 151H109V153H110ZM112 151H114V150H112ZM112 151H111V154H113V153L115 152V151H114V152L112 153ZM116 151H117V150H116ZM135 151H136V150H135ZM164 151H165V150H164ZM242 151H243V150H242ZM259 151H260V150H259ZM3 152H5V151H3ZM70 152H71V150H70ZM78 152H80V151H77L76 153H78ZM90 152H91V151H90ZM106 152H107V151H106ZM120 152H121V151H120ZM136 152H137V151H136ZM140 152H142V151H140ZM199 152H200V151H199ZM201 152H202V151H201ZM204 152H205V151H204ZM257 152H258V151H257ZM91 153H92V152H91ZM95 153H96V152H94V154H95ZM109 153L107 152V154H109ZM138 153H139V152H138ZM142 153H144V152H142ZM146 153H148V152H146ZM151 153H152V152H151ZM162 153H163V152H162ZM205 153H206V152H205ZM4 154H5V153H4ZM72 154L75 155V153H72ZM72 154H71V155H72ZM79 154H80V153H79ZM79 154H78V155H79ZM85 154H86V153H85ZM89 154H90V153H89ZM94 154H93V155H94ZM148 154H149V153H148ZM172 154H173V153H172ZM74 155H73V158H75ZM78 155L76 154L75 156L77 157ZM81 155H82V154H81ZM81 155H80V156H81ZM90 155H91V154H90ZM95 155H96V154H95ZM101 155H103V154H101ZM109 155H110V154H109ZM136 155H137V154H136ZM136 155H135V156H136ZM138 155H139V154H138ZM151 155H153V153H152ZM155 155L157 156L156 152H155ZM158 155H159V153H158ZM179 155H180V154H179ZM179 155H178V156H179ZM207 155H208V154H207ZM80 156H78V157H80ZM117 156H118V158H119V155H116V157H117ZM125 156H126V155H125ZM135 156H134V158L136 159L137 157H135ZM159 156H161V155H159ZM171 156H172V155H171ZM220 156H221V155H220ZM234 156H235V155H234ZM68 157H69V156H68ZM68 157H65V156H64V157H57V160L54 159V157H53V160H52V162H51V164L53 165V168H56V167H62V166L67 167L68 164H69L68 161H70V160H68ZM89 157H90V156H89ZM97 157H98V156H97ZM103 157H105V156H103ZM175 157H176V156H175ZM223 157H224V156H223ZM55 158H56V157H55ZM69 158H70V157H69ZM73 158H72V159H73ZM90 158H91V157H90ZM101 158H102V157H101ZM108 158H110V156H109ZM138 158H139V157H138ZM170 158H171V157H170ZM173 158H174V157H173ZM225 158H226V157H225ZM96 159H97V158H96ZM105 159H106V158H105ZM105 159H104V160H105ZM120 159H121V157H120ZM154 159H155V158H154ZM177 159H178V158H177ZM185 159H186V158H185ZM229 159H230V158H229ZM98 160H99V159H98ZM98 160H97V161H98ZM102 160H103V159H102ZM102 160H101V161H102ZM104 160H103V161H104ZM118 160H119V159H118ZM137 160H138V159H137ZM140 160H141V159H139V161H140ZM186 160H187V159H186ZM233 160H234V159H233ZM73 161H74V159H73ZM89 161H90V159H89ZM200 161H201V160H200ZM221 161H222V160H221ZM79 162H80V161H78V162L75 163V161H74L76 167H79V164H78ZM93 162L95 163V160H94ZM108 162H109V161H108ZM110 162H112V161H110ZM161 162H162V161H161ZM161 162H160V165H162ZM184 162H185V161H184ZM262 162H263V161H262ZM74 163H73V164H74ZM99 163H100L101 165L103 164V162H100V160H99ZM104 163H106V160H105ZM135 163H136V162H135ZM144 163H145V162H144ZM147 163H150V164H151V163H154V162H149V161H148ZM165 163H166V162H165ZM168 163H169V162H168ZM196 163H197V162H196ZM253 163H254V161H253ZM96 164H97V163H96ZM96 164H95V167H96ZM106 164L109 165L108 163H106ZM138 164H139V163H138ZM141 164H143V163H141ZM208 164H209V163H208ZM208 164H207V166H208ZM155 165H156V163H155ZM209 165H210V164H209ZM215 165H216V164H215ZM215 165H214V166H215ZM234 165H235V164H234ZM240 165H241V164H240ZM252 165H253V164H252ZM92 166H93V165H92ZM98 166H99V168H98V167L95 168V169H98V170H96V171H99V169L102 168V167H100V165H98ZM104 166H105V165H104ZM110 166H111V164H110ZM116 166H117V165H116ZM145 166H146V165H145ZM147 166H148V165H147ZM150 166H151V165H150ZM185 166H186V165H185ZM80 167H81V166H80ZM93 167H94V166H93ZM151 167H153V166H151ZM188 167H189V166H188ZM237 167H238V166H237ZM105 168L108 169V170H110V168H107V166H105ZM154 168H155V167H154ZM184 168H185V167H184ZM186 168H187V167H186ZM199 168H200V167H199ZM256 168H257V167H256ZM76 169H77V168H76ZM78 169H79V168H78ZM92 169L94 170V168H92ZM106 169L104 170V168H103L102 171L100 170L99 173H98V175H96V176H99V175H100V176H102V175L105 176L104 174L107 173V172H105ZM115 169H117V168L115 167ZM115 169L113 168V169H111V170H114V171H115ZM149 169H150V168H149ZM155 169H156V168H155ZM208 169H209V167H208ZM103 170H104V171H103ZM188 170H189V169H188ZM77 171H79V170H77ZM118 171H119V170H118ZM216 171H217V170H216ZM246 171H247V170H246ZM115 172H117V171H115ZM169 172H170V170H169ZM209 172H210V170H209ZM247 172H248V171H247ZM249 172H250V171H249ZM249 172H248V174H247V173L245 174L246 177H248V176L251 175V174L253 175L254 173L256 174V175L254 174L255 176H258V173L254 172V171H253L254 173H249ZM258 172H259V171H258ZM94 173L96 174L97 172H94V171H93V174H94ZM110 173H111V172H110ZM113 173H114V172L112 171V175H113ZM120 173H121V172H120ZM230 173H231V172H230ZM242 173H244V172H242ZM118 174H119V173H118ZM220 174H221V173H220ZM52 175H53V174H52ZM121 175H122V174H121ZM260 175H261V174H260ZM49 176H50V175H49ZM100 176H99V177H100ZM114 176H115V175H114ZM114 176H113L112 178H114ZM119 176H120V174H119ZM151 176H152V175H151ZM226 176H227V175H226ZM117 177H118V176H117ZM117 177L115 176V179H114V180L118 179V180H116V181L118 182V181H120V179H119L120 177H118V178H117ZM222 177H223V176H222ZM229 177H230V176H229ZM231 177H232V176H231ZM240 177H242V176H240ZM244 177H245V176H244ZM246 177H245L244 179H243V178H242V179L245 180ZM249 177L251 178V176H249ZM76 178H77V177H76ZM106 178H107V177H106ZM112 178H111V179H112ZM171 178H172V177H171ZM234 178H235V177H234ZM255 178H256V177H255ZM255 178H254V179H255ZM36 179H37L36 177L33 178V179H32V182H37ZM66 179H67V178H66ZM72 179H74V178L72 177ZM108 179H109V178H108ZM111 179H110V180H111ZM132 179H133V178H131V180H132ZM216 179H217V178H216ZM219 179H221V177H219ZM219 179H218V180H219ZM237 179H238V178H237ZM251 179H252V178H251ZM67 180H68V179H67ZM214 180H215V179H214ZM226 180H227V179H226ZM238 180L241 181V183H243V182H242L243 180H241V179H238ZM238 180H237V181H238ZM246 180L249 181L250 179L247 178ZM116 181H113V183L116 182ZM222 181H223V180H222ZM239 181H238V183L231 182V184H229L230 188H227V190H228V189H231V190H232V188H233V189H235V192H237L238 190L243 189V187L239 185V184H241V183H239ZM117 182H116V183H117ZM219 182H220V180H219ZM219 182H217V183H219ZM224 182H225V180H224ZM224 182H223V183H224ZM254 182H255V180H254ZM0 183H1V186L4 184V182H0ZM61 183H62V182H61ZM63 183H64V182H63ZM69 183H71V182L69 181ZM69 183H68V185H70ZM77 183H78V180H77ZM98 183H99V182H98ZM98 183H97V184H98ZM136 183H137V182H136ZM227 183H228V182H227ZM232 183H233V184H232ZM234 183H235V184H234ZM248 183H249V182H248ZM74 184H75V183H74ZM78 184H79V183H78ZM94 184H95V183H94ZM127 184H128V183H127ZM220 184H221V182H220ZM244 184H245V183H244ZM246 184H247V183H246ZM60 185H61V184H60ZM60 185H59V186H60ZM66 185H67V184H66ZM75 185L77 186V184H75ZM87 185H88V184H87ZM131 185H132V183H131ZM209 185H210V184H209ZM216 185H218V184H216ZM250 185H251V184H250ZM4 186H5V185H4ZM73 186H74V185H73ZM81 186H82V185H80L79 187H81ZM133 186H134V185H133ZM212 186H215V185H211L210 187H212ZM220 186H222V184H221ZM229 186H228V187H229ZM8 187H9V186H8ZM62 187H63V184H62ZM65 187H66V186H65ZM71 187H72V186H71ZM77 187H78V186H77ZM82 187L84 188V186H82ZM85 187H87V186H85ZM93 187H94V186H93ZM93 187H92V188H93ZM105 187H106V185H105ZM126 187H127V186H126ZM148 187H149V186H148ZM248 187H250V186L248 185ZM2 188H4V187L2 186ZM83 188H82V189H83ZM132 188H133V187H132ZM139 188H140V187H139ZM139 188H138V189H139ZM204 188H205V187H204ZM244 188H245V187H244ZM62 189H64V188H62ZM69 189H70V188H69ZM69 189H67V190H69ZM71 189H73V191L71 190V192H74L75 187H73V188H71ZM76 189H77V188H76ZM100 189H101V188H100ZM103 189H104V188H103ZM106 189H107V188H106ZM120 189H121V188H120ZM120 189H119V191H120ZM130 189H131V187H130ZM135 189H136V188H135ZM138 189H137V190H138ZM188 189H189V188H188ZM190 189H191V188H190ZM248 189H249V188H248ZM38 190H39V191H33V192H31V193H30V196H33V195H36V196H37V192H40V193H41L42 191L44 192V193H43L44 196H45V194L48 195V194H50V193L52 192V189H50V188H45V187H42V186H40V187L38 188ZM60 190H61V189H60ZM60 190H59V191H60ZM77 190H78V189H77ZM84 190H89V188H88V189H87V188H86V189L84 188ZM90 190H91V189H90ZM124 190H125V188H124ZM131 190H132V189H131ZM137 190H136V191H137ZM140 190L142 191L141 188H140ZM143 190H144V189H143ZM145 190H147V189L145 188ZM219 190H220V188H219ZM236 190H237V191H236ZM252 190H253V189H252ZM62 191H63V190H61V192H62ZM80 191H81V190H80V188H79V192H80ZM132 191H133V190H132ZM136 191H134V192H136ZM138 191H139V190H138ZM141 191H139V192H141ZM150 191H152V189H150ZM232 191H233V190H232ZM1 192H2V191H1ZM75 192H76V191H75ZM84 192H85V191H84ZM134 192H132V193H134ZM145 192H146V191H145ZM145 192H144V194H145ZM154 192H155V190L152 191V193H153L152 195H154ZM170 192H171V191H170ZM218 192H219V191H218ZM226 192H228V191H226ZM241 192H242V191H241ZM249 192H251L250 189H249ZM63 193H64V192H63ZM66 193H67V192H66ZM90 193H91V192H90ZM125 193H126V192H125ZM129 193H131V192H129ZM141 193H142V192H141ZM219 193H220V192H219ZM239 193H240V191H239ZM243 193H244V192H243ZM58 194H59V192H58ZM76 194H77V193H76ZM92 194H94V193H92ZM96 194H97V193H96ZM106 194H107V193H106ZM138 194H139V193H138ZM147 194H148V192H147ZM147 194H146V195H147ZM155 194H156V193H155ZM227 194H228V193H227ZM227 194H225V197H226ZM234 194H235V193H234ZM236 194H237V193H236ZM39 195H40V194H38V196H39ZM60 195H62V194H60ZM81 195H83V194H81ZM108 195H109V193H108ZM118 195H119V194H118ZM141 195H143V194H141ZM146 195H145V196H146ZM150 195H151V194H150ZM170 195L172 196V194H170ZM214 195H215V194H214ZM238 195H239V194H238ZM246 195H247V194H246ZM251 195H252V192H251ZM36 196H35V198H36ZM51 196H52V194H51ZM72 196H73V195H72ZM94 196H97V195H94ZM113 196H114V195H113ZM122 196L125 197L124 194H123ZM122 196H121V197H122ZM154 196L156 197V195H154ZM159 196H161V194H160ZM210 196H211V195H210ZM218 196H219V194H218ZM218 196L216 195V197H218ZM240 196H241V195H240ZM240 196H239V197H240ZM254 196H255V195H254ZM59 197H61V196H59ZM59 197H57V198H59ZM62 197H63V196H62ZM74 197H75V196H74ZM74 197H73V198H74ZM90 197H91V196H90ZM92 197H93V196H92ZM105 197H106V196H105ZM114 197H118V196H114ZM133 197H134V196H133ZM138 197H139V196H137L136 198H138ZM157 197H158V196H157ZM221 197H222V196H221ZM38 198H39V197H38ZM40 198H42V197H40ZM76 198H77V197H76ZM100 198H102V197H100ZM108 198H110V196H109ZM119 198H120V196H119ZM142 198H143V197H142ZM152 198H153V197H152ZM188 198H189V197H188ZM212 198L214 199V197H212ZM219 198H220V197H219ZM54 199H55V198H54ZM54 199H53V200H54ZM86 199H87V198H86ZM89 199H90V198H89V196H88V200H89ZM94 199H97V198L95 197ZM106 199H107V198H106ZM112 199H114V198H112ZM112 199H111V200H112ZM145 199H146V198H145ZM145 199H143V200H145ZM147 199H149V198H147ZM147 199H146V200H147ZM150 199H151V198H150ZM182 199H184V198H182ZM189 199H190V198H189ZM215 199H216V198H215ZM234 199H235V200H239V199H236V198H234ZM61 200H62V199H61ZM91 200H92V199H91ZM91 200H90V201H91ZM98 200H99V199H98ZM102 200H103V199H102ZM107 200H108V199H107ZM116 200H118V199L115 198V201H114V202H117ZM126 200H128V199L125 198V201H126ZM140 200H141V199H140ZM169 200H171V198H170ZM172 200H173V199H172ZM240 200H241V199H240ZM240 200H239V201H240ZM244 200H246V198H245ZM244 200H243V201H244ZM54 201H55V200H54ZM59 201H60V200H59ZM59 201H58V203H59ZM100 201H101V200H100ZM135 201H136V200H135ZM135 201H134V203H137V202H135ZM137 201H138V200H137ZM153 201H154V200H153ZM187 201H189V200H187ZM195 201H196V200H195ZM199 201H201V200H199ZM217 201H218V200H217ZM249 201H250V200H249ZM40 202H41V201H40ZM56 202H57V200H56ZM60 202H61V201H60ZM67 202H68V201H67ZM67 202H65V203H67ZM72 202H73V201H72ZM72 202H71V203H72ZM95 202H97V201H95ZM108 202H109V200H108ZM112 202H113V201H112ZM114 202H113V203H114ZM122 202H124V201H122ZM122 202H121V203H122ZM139 202H140V201H139ZM144 202H146V201H144ZM189 202H191V201H189ZM240 202H241V201H240ZM244 202H245V201H244ZM259 202H260V201H259ZM24 203H25V202H24ZM32 203H33V202H32ZM34 203H35V202H34ZM58 203H57V204H58ZM62 203H63V201H62ZM102 203H103V202H102ZM113 203H112V204L109 203V204L115 206L116 204L114 205ZM119 203H120V202H119ZM146 203H147V202H146ZM175 203H176V201H175ZM179 203H180L181 205L184 204L183 201H182V202H179ZM187 203H188V202H187ZM210 203H211V202H210ZM210 203H209V204H210ZM238 203H239V202H238ZM241 203H243V202H241ZM241 203H239V205H240ZM245 203H247V202H245ZM252 203H253V202H252ZM9 204H10V203H9ZM36 204H38V203H36ZM36 204H35V205H36ZM42 204H43V203H42ZM44 204H45V206H46V203H44ZM44 204H43V205H44ZM47 204H48V203H47ZM73 204L75 205L76 202L73 203ZM81 204H82V203H81ZM92 204H93V203H92ZM142 204H143V202H142ZM167 204L170 205L169 203H167ZM192 204H193L192 207H193L194 211L196 210L197 213H201L200 211L202 210V206H201L202 204H200L199 202L192 203ZM247 204H248V203H247ZM254 204H255V203H254ZM71 205H72V204H71ZM79 205H80V202H79ZM93 205H94V204H93ZM96 205H97V203H96ZM106 205H107V204H106ZM128 205H130V204H128ZM135 205H138V204H135ZM241 205H242V204H241ZM260 205H261V204H260ZM0 206H1V205H0ZM13 206H14V205H13ZM30 206H31V205H30ZM37 206H38V205H37ZM39 206H40V204H39ZM50 206H51V205H50ZM65 206H66V205H65ZM68 206H69V204H68ZM119 206H120V205H119ZM119 206H118V210H120V209H119ZM152 206H153V205H152ZM152 206H151V207H152ZM213 206H215V205H213ZM1 207H3V206H1ZM34 207H35V206H34ZM34 207H33V208H34ZM40 207H42V205H41ZM40 207H39V208H40ZM60 207H61V206H60ZM77 207H79V206H77ZM90 207H93V206H90ZM101 207H102V206H101ZM136 207L138 208V206H136ZM155 207H156V205H155ZM10 208H11V207H9V209H10ZM35 208H36V207H35ZM35 208H34V209H35ZM47 208H53V207L51 206V207H47ZM81 208H82V207H81ZM84 208H85V207H84ZM97 208H99V207H96V210H97ZM114 208H115V207H114ZM114 208H112V209H114ZM0 209H1V208H0ZM3 209H4V208H3ZM11 209H12V208H11ZM30 209H31V207H30ZM37 209H38V208H37ZM40 209H41V208H40ZM42 209H43V207H42ZM68 209H69V208H68ZM70 209H71V208H70ZM76 209H77V208H76ZM76 209H75V210H76ZM92 209H93V208H92ZM103 209H105V208L103 207ZM115 209H116V208H115ZM156 209H157V208H156ZM208 209H209V208H208ZM241 209H242V208H241ZM45 210H46V209H45ZM45 210H44V211H45ZM48 210H50V209H48ZM56 210L58 211V209H56ZM59 210H60V209H59ZM126 210H127V209H126ZM132 210H133V209H132ZM132 210H131V208H130V211H132ZM215 210H216V209H215ZM252 210H253V209H252ZM50 211H51V210H50ZM53 211H54V210H53ZM53 211H51V212L54 213L55 211H54V212H53ZM63 211H64V210H63ZM71 211H72V209L70 210V212H71ZM73 211H74V210H73ZM73 211H72V212H73ZM77 211H79V210H77ZM81 211H82V210H81ZM97 211H98V210H97ZM100 211H101V210H100ZM104 211H105V210H104ZM107 211H108V207H107ZM112 211H113V212L115 211L114 213H116V210H112ZM122 211H123V210H122ZM124 211H125V210H124ZM160 211H161V209H160ZM237 211H238V210H237ZM243 211H244V209H243ZM21 212H22V211H21ZM26 212H28V211H26ZM72 212H71V213H72ZM82 212H83V214H84V212H87V211L85 210V211H82ZM82 212H81V213H82ZM92 212H93V211H92ZM105 212H106V211H105ZM125 212H126V211H125ZM174 212H175V211H174ZM224 212H225V214H224V215H225V223H228V222L231 220L230 222H231L232 224H234V223H235V224H239L238 222H239L240 220H239L238 216H237V220H238V222H237V220L232 219V216H231V215H232V212H229V211H228V212L224 211ZM224 212H223V213H224ZM234 212H235V211H234ZM240 212H241V211H240ZM9 213H10V212H9ZM16 213L18 214L19 212H16ZM34 213H35V212H34L33 209H32L31 214H32V215H35ZM37 213H38V211H37ZM60 213H61V212H60ZM64 213H65V212H64ZM75 213H76V212H75ZM81 213H80V214H81ZM103 213H104V212H103V210H102V213H101V214H103ZM111 213H112V212H111ZM119 213H120V211H118V214H119ZM170 213H171V212H170ZM80 214H79V215H80ZM83 214H81V215H83ZM86 214H87V213H86ZM116 214H117V213H116ZM116 214H114V215L111 214V215L116 216ZM201 214H202V216H203V215H204V216H207V215L209 216V215L211 214V212H210V210H205L204 213H201ZM240 214H243V215H244V213H240ZM0 215H1V214H0ZM7 215H8V214H7ZM7 215H6V216H7ZM87 215H88V214H87ZM105 215H106V214H105ZM119 215H122V214H119ZM199 215H200V214H199ZM216 215H218V214L216 213ZM234 215H235V213H234ZM237 215H238V214H237ZM35 216H36V215H35ZM41 216H42V215H41ZM67 216H68V218H69V214H68ZM98 216H99V215H98ZM100 216H101V215H100ZM117 216H118V215H117ZM117 216H116V217H117ZM160 216H161V215H160ZM162 216H164V215H162ZM167 216H168V215H167ZM197 216H198V215H197ZM200 216H201V215H200ZM204 216H203V217H204ZM240 216H241V215H240ZM7 217H8V216H7ZM11 217H12V216H10V218H11ZM64 217H65V216H64ZM90 217H91V216H90ZM94 217H95V218H94ZM94 217H93V218L96 219V216H94ZM110 217H111V216H110ZM118 217H119V216H118ZM164 217H165V216H164ZM168 217H170V216H168ZM210 217H211V216H210ZM212 217H214V216H212ZM223 217H224V216H223ZM23 218H25V217H23ZM42 218H44V217L42 216ZM42 218L40 217V219H42ZM62 218H63V217H62ZM71 218H72V217H71ZM74 218H75V217H74ZM85 218H86V217H85ZM88 218H89V217H88ZM97 218H98V217H97ZM99 218H100V217H99ZM114 218H115V217H114ZM171 218H172V217H171ZM215 218H217V217H215ZM7 219H8V218H7ZM13 219H14V216L10 219V221H13ZM16 219H17V218H16ZM26 219H27V218H26ZM28 219H29V218H28ZM37 219H38V218H36V220H37ZM40 219H38V220L40 221ZM54 219L57 220L56 218H54ZM64 219H65V218H64ZM64 219H61V220H64ZM102 219H104V218H102ZM115 219H116V218H115ZM117 219H118V218H117ZM174 219H175V217H174ZM195 219H197V217H195ZM203 219H204V218H203ZM240 219H242V218H240ZM254 219H255V218H254ZM259 219H260V218H259ZM29 220H31V219H29ZM32 220H33V219H32ZM43 220H44V219H42L41 221H43ZM68 220H70V219H68ZM77 220H78V219H77ZM111 220H112V219H111ZM111 220H110V221H111ZM113 220H114V219H113ZM176 220H177V218H176ZM176 220H175V221H176ZM242 220H243V219H242ZM242 220H241V221H242ZM250 220H251V219H250ZM3 221H4V220H3ZM3 221H2V222H3ZM20 221H21V220H20ZM39 221H38V225H39ZM48 221H49V220H48ZM48 221H47V223H48ZM66 221H67V220H66ZM91 221H92V220H91ZM93 221H96V220H93ZM120 221L123 222V221H126V220H124V218H120ZM212 221H214V220H212ZM221 221H223V219H222ZM244 221H245V219H244ZM261 221H262V220H261ZM29 222H30V221H29ZM36 222H37V221H36ZM43 222H45V220H44ZM64 222H65V221H64ZM76 222H77V221H76ZM84 222H85V221H84ZM84 222H82V223L85 224ZM87 222H88V221H87ZM98 222H99V221H98ZM185 222H187V221H185ZM188 222H189V221H188ZM207 222H208V221H207ZM15 223L18 224L19 222H15ZM30 223H32V222H30ZM30 223L28 224L29 226L31 225ZM47 223H46V224H47ZM49 223H50V222H49ZM82 223H81V224H82ZM95 223H97V221H96ZM110 223H111V222H110ZM180 223H181V222H180ZM241 223H242V222H241ZM245 223H246V222H245ZM245 223H244V224H245ZM262 223H263V222H262ZM9 224H10V223H9ZM41 224L44 226L43 223H41ZM41 224H40V225H41ZM60 224H63V223H60ZM65 224H68V223H65ZM87 224H88V223H87ZM91 224H92V223H91ZM107 224H109V223H107ZM126 224H127V223H126ZM194 224H196V222H195ZM198 224L200 225V224H202V223H198ZM242 224H243V223H242ZM242 224H241V225H242ZM19 225H20V224H19ZM28 225H27V226H28ZM56 225H57V224H56ZM68 225H69V224H68ZM68 225H67V226H68ZM96 225L99 226L98 223L95 224L94 226H96ZM105 225H106V224H105ZM109 225H110V224H109ZM123 225H124V224H123ZM145 225H146V224H145ZM179 225H181V224H179ZM241 225H240V227H242ZM8 226H10V225H8ZM8 226H7V228L9 229ZM12 226H13V225H12ZM20 226L22 227L23 224L20 225ZM20 226H19V227H20ZM29 226H28V227H29ZM63 226H64V224H63ZM80 226H81V225H80ZM89 226H90V227L92 226V228H91V229H92L91 233H93V231H96L97 228L95 229V227H94V229H95V230H94V229H93V224H92V225H89ZM89 226H88V227H89ZM97 226H96V227H97ZM107 226H108V225H107ZM115 226H116V225H115ZM188 226H189V225H188ZM244 226H245V225H244ZM250 226H251V225H250ZM250 226H249V227H248V226H247V227L245 226V227H246V228H249V230H250ZM3 227L6 228V226H3ZM3 227H2V228H3ZM10 227H11V226H10ZM13 227H14V226H13ZM24 227H25V224H24ZM46 227H47V226H46ZM51 227H53V225H52ZM64 227H65V226H64ZM68 227H70V225H69ZM104 227H105V226H104ZM122 227H123V226H122ZM128 227H129V226H128ZM152 227H153V226H152ZM154 227H155V226H154ZM179 227H180V226H179ZM182 227H183V226H182ZM185 227H186V225H185ZM202 227L204 228V226H202ZM225 227H226V226H225ZM235 227H236V225H235ZM245 227H243V228H245ZM253 227H254V226H252V228H253ZM41 228H43V227H41ZM44 228H45V227H44ZM44 228H43V229H44ZM53 228H55V225H54ZM61 228H62V227H61ZM72 228H73V227H72ZM75 228H76V227H75ZM105 228H106V227H105ZM119 228H120V227H119ZM183 228H184V227H183ZM183 228H182V229H183ZM215 228H216V226H215ZM215 228H214V229H215ZM246 228L243 229V230H240V229H239V230H240L241 232L244 231V230L246 231V230H247ZM0 229H1V228H0ZM8 229H7V230H8ZM18 229H19V228H18ZM22 229H23V228H22ZM37 229H38V228H37ZM63 229H64V228H63ZM66 229H67V228H66ZM66 229H64V230H66ZM91 229H90V230H91ZM110 229H111V228H110ZM50 230H51V229H50V226H49V228H48V233H49ZM54 230H56V229H54ZM57 230L61 231L60 229H57ZM68 230H69V229H68ZM72 230H73V229H72ZM74 230H75V229H74ZM76 230H77V229H76ZM78 230H79V229H78ZM81 230H82V229H81ZM81 230H80V232H81ZM86 230H87V228H86ZM88 230H89V229H88ZM88 230H87V231H88ZM113 230H114V229H113ZM124 230H125V228H124ZM184 230H186V229H183V231H184ZM197 230H198V229H197ZM199 230L201 231V227H200ZM252 230H253V229H252ZM18 231H19V230H18ZM18 231H16V232H18ZM27 231H28V229H27ZM27 231L25 230V232H27ZM33 231H34V230H33ZM59 231H58V232H59ZM87 231H86V233H87ZM102 231H103V230H101V232H102ZM106 231H107V230H106ZM117 231H118V230H117ZM151 231H152V230H151ZM187 231H188V230H187ZM206 231H207V230H206ZM253 231H254V230H253ZM256 231H257V230H256ZM1 232H3V231L1 230ZM4 232H5V231H4ZM23 232H24V231H23ZM28 232H29V231H28ZM34 232H35V231H34ZM39 232H40V231H39ZM69 232H71V231L69 230ZM75 232H76V231H75ZM75 232H73L74 235L76 234ZM77 232H79V231H77ZM88 232H89V231H88ZM201 232H202V231H201ZM201 232H200V233H201ZM207 232L209 233V231H207ZM251 232H252V231H251ZM251 232H250V233H251ZM45 233L47 234V232H45ZM55 233H56V232H55ZM59 233H60V232H59ZM59 233H58V234H59ZM61 233H63V231H61ZM84 233H85V232H84ZM91 233H90V234H91ZM102 233H103V232H102ZM104 233H105V232H104ZM118 233H119V232H118ZM130 233H131V232H130ZM159 233H161V232H159ZM187 233L189 234V232H187ZM187 233H186V235H188ZM213 233H214V232H213ZM242 233H243V232H242ZM244 233H245L246 235L249 234V233H246V232H244ZM263 233H264V232H263ZM6 234L8 235V233H6ZM6 234H5V235H6ZM40 234H41V233H40ZM40 234H39V235H40ZM58 234H57V235H58ZM77 234H78V233H77ZM95 234H96V233H95ZM95 234H93V235L91 234V236H94ZM100 234H101V233H100ZM100 234H99L98 236H100V237L102 238V236H104L106 233H105L104 235H100ZM114 234L116 235V233H114ZM131 234H132V233H131ZM201 234H203V233H201ZM47 235H48V234H47ZM59 235H60V234H59ZM59 235H58V236H59ZM71 235H72V234H71ZM87 235H88V233H87ZM107 235H109V234H106L105 236L107 237ZM178 235H179V234H178ZM189 235H190V234H189ZM198 235H199V234H198ZM213 235H214V234H213ZM233 235L235 236V234H233ZM3 236H4V235H3ZM27 236H29V235H26V236H24V237H27ZM81 236H83V235H81ZM81 236H80V237H81ZM84 236H85V235H84ZM89 236H90V235H89ZM91 236H90V238H91ZM95 236H96V235H95ZM109 236H111V235H109ZM113 236H114V235H113ZM126 236H127V235H126ZM130 236H131V235H130ZM146 236H147V235H146ZM183 236H184V235H183ZM202 236H203V235H202ZM204 236H205V235H204ZM216 236H218V234H216ZM16 237H17V236H16ZM20 237H21V236H20ZM20 237H19V238H20ZM34 237H35V235L33 236V238H34ZM43 237H44V236H43ZM106 237H104V238H106ZM185 237H187V236H184L183 238H185ZM191 237H192V236H191ZM236 237H237V235H236ZM250 237H251V235H250ZM250 237L248 236V237H246V238L248 239V238H250ZM1 238H2V237H1ZM40 238H41V236H40ZM53 238H55V235H54ZM56 238H57V237H56ZM74 238H75V237H74ZM74 238H73V239H74ZM90 238H89V240H91ZM92 238H93V239L95 238V241H96L97 243H100V242H98L99 240H104V241H105V239H101V238H98V237H97V238H98L97 240H96V237H92ZM129 238H130V237H129ZM133 238H134V237H133ZM194 238H195V237H194ZM198 238H199V236H198ZM207 238H208V237H207ZM233 238H234V237H233ZM238 238H239V237H238ZM251 238H252V237H251ZM251 238H250V239H251ZM9 239H10V238H9ZM9 239H8V240H9ZM16 239H17V238H16ZM24 239H25V238H23V240H24ZM36 239L38 240L39 238L35 237L34 240L36 241ZM41 239H42V238H41ZM60 239H61V236H60ZM60 239H59V240H60ZM73 239H72V240H73ZM107 239L109 240V237L106 238V240H107ZM110 239H111V241H113V239L116 240V241L113 242L114 244H115V242L117 243V241H118L117 238H116V236H114L113 239H112V237H110ZM3 240H4V239H3ZM31 240H32V239H31ZM31 240H30V241H31ZM34 240H33V241H34ZM49 240H50V239H49ZM59 240L57 241V239H56V242H55V243L58 242L57 244H59V242H60ZM62 240H63V239H62ZM70 240H71V239H70ZM77 240H78V239H77ZM77 240H76V241H77ZM81 240H82V242H83V239H80L79 241H81ZM86 240H87V239H86ZM86 240H84V242H85ZM165 240H167V239L165 238ZM194 240H195V239H194ZM194 240H193V241H194ZM196 240H198V239H196ZM237 240H238V239H237ZM252 240H254V239H251V241H248V242H252L250 246L253 247V244H254V243L256 244V241L254 240L255 242H253ZM13 241H14V240H13ZM74 241H75V240H73V242H74ZM163 241H164V239H163ZM169 241H170V240H169ZM186 241H187V240H186ZM186 241H183V242L187 243ZM199 241H200V240H199ZM19 242H20V241H19ZM21 242L23 243L22 240H21ZM24 242H25V241H24ZM45 242H46V241H45ZM49 242H52V240L49 241ZM65 242H68V241H65ZM84 242H83V243H84ZM96 242H95V244H96ZM105 242H106V241H105ZM105 242H101V243H105ZM107 242L109 243L110 240L107 241ZM165 242H166V241H165ZM222 242H223V241H222ZM243 242H245V241H243ZM15 243H16V242H15ZM31 243H32V242H31ZM38 243H39V242H38ZM55 243H54V245H55ZM63 243H64V242H60V245H59V246L61 247V245H62ZM85 243H86V242H85ZM87 243H88V241H87ZM91 243H93V241H91ZM118 243H119V241H118ZM131 243H132V242H131ZM134 243L137 244L136 247H139V245H140V244L138 245L139 242H138V243H137V242H134ZM145 243H146V242H145ZM168 243H169V242H168ZM189 243H190V242H189ZM195 243H196V242H195ZM198 243H200V242H198ZM224 243H228V241L225 240ZM45 244H46V243H44V245H45ZM65 244H67V243H65ZM68 244H69V245H68ZM68 244H67L68 246H71V247H72V244H71V245H70V243H68ZM73 244H74V243H73ZM88 244H90V241H89ZM105 244H106V243H105ZM105 244H104V245H101V246H103V247L105 246V247L107 248L108 245L106 246ZM146 244H147V243H146ZM165 244H167V243H165ZM201 244H203V243L201 242ZM232 244H233V243H232ZM244 244H245V243H244ZM244 244H243V246H244ZM4 245H6V244H4L3 241L1 240V242H0V252H1V251L3 250V248L5 247ZM17 245H19V243H18ZM17 245H16V246H17ZM20 245H21V244H20ZM22 245H23V244H22ZM34 245H35V244H34ZM38 245H39V244H38ZM52 245H53V244H52ZM86 245H87V244H86ZM86 245H85V246H86ZM93 245H94V244H93ZM96 245H97V244H96ZM125 245H127V247H128L129 249H133V248H134L133 243H132V244H125ZM141 245H142V243H141ZM141 245H140V246H141ZM147 245H148V244H147ZM149 245H151V244L149 243ZM190 245H192V244H190ZM193 245H194V242H193ZM193 245H192V246H193ZM195 245H196V244H195ZM221 245H222V244H221ZM30 246H32V244H31ZM47 246H51L50 243H49V245H48V243H47ZM56 246H57V245H56ZM73 246H74V245H73ZM81 246H82V245H81ZM81 246H80V247H81ZM91 246H92V245H91ZM91 246H89V247H91ZM109 246H110V245H109ZM120 246H123V245L121 244ZM120 246H119V247H120ZM144 246H145V245H144ZM144 246H143V247H144ZM162 246H163V245H162ZM197 246H200V245H197ZM205 246H206V245H205ZM216 246H217V245H215L214 248H215ZM225 246H226V245H225ZM243 246H242V247H243ZM248 246H249V245H248ZM248 246H247V247H248ZM18 247H19V246H18ZM40 247H42V246L40 245ZM65 247H66L67 250H69V249L67 248V246L62 245V248L65 249ZM71 247H69V248H70V250H72V252L76 251L75 249H74V251H73V248H74V247H73V248H71ZM80 247H79V248H80ZM87 247H88V246H86V248H87ZM94 247H96V246H94ZM103 247H101V248H102V249H101L102 252H103ZM136 247L134 248L135 250H136ZM150 247H151V246H150ZM153 247H154V246H153ZM166 247H167V246H166ZM194 247H196V246H194ZM222 247H223V246H222ZM229 247H230V246H229ZM231 247H232V245H231ZM245 247H246V245H245ZM22 248H24V247H22ZM29 248L32 249V247H29ZM45 248H46V245H45ZM54 248H55V247H54ZM81 248H82V247H81ZM91 248H92V247H91ZM97 248H98V245H97ZM123 248H126V247H123ZM139 248H140V247H139ZM154 248H155V247H154ZM162 248H163V247H162ZM178 248H179V247H178ZM204 248H205V247L203 246V249H204ZM223 248H224V247H223ZM233 248H234V247H233ZM248 248H249V247H248ZM25 249H28V248L26 247ZM95 249H96V248H95ZM99 249H100V247H99ZM107 249H109L110 252H113V253L116 252V251H114V250H115V247H114V246H113V247L111 246V247H109V248H107ZM145 249H146V248H144V250H145ZM210 249H211V248L209 247V250H210ZM225 249H226V248H225ZM225 249H224V250H225ZM227 249H228V248H227ZM242 249H243V248H242ZM242 249H241V250H242ZM245 249H246V248H245ZM253 249H255V248L253 247V248H252V251H253ZM135 250H134V251H135ZM140 250H142V247H141ZM149 250H150V249H149ZM152 250H153V249H152ZM179 250H180V249H179ZM198 250H199V249H198ZM246 250H249V249H246ZM5 251H6V250H4L3 252H5ZM15 251H16V249H15ZM17 251H18V249H17ZM17 251H16V252H17ZM51 251H52V250H51ZM56 251H57V250H56ZM65 251H66V250H65ZM82 251H83V250H82ZM121 251H122V250H121ZM124 251H125V250H124ZM132 251H133V250H132ZM134 251H133V252H134ZM137 251L139 252L138 249H137ZM162 251H163V250H162ZM225 251H226V250H225ZM231 251H232V250H231ZM12 252H13V251H12ZM12 252H10V253H12ZM28 252H30V251L28 250ZM59 252H60V250H59ZM66 252H67V251H66ZM68 252H69V251H68ZM72 252H71V254H72ZM92 252H93V251H92ZM142 252H143V251H142ZM153 252H154V251H153ZM179 252H180V251H179ZM182 252H183V250H182ZM201 252H202V251H201ZM205 252H206V250H205ZM232 252H234V251H232ZM242 252H244V250H243ZM261 252H262V251H261ZM1 253H2V252H1ZM14 253H15V252H14ZM17 253H18V252H17ZM52 253H53V252H52ZM63 253H64V252H63ZM74 253H75V252H74ZM74 253H73V254H74ZM105 253L107 254L106 251H105ZM105 253H103V254H105ZM108 253H109V252H108ZM116 253H117V252H116ZM127 253H128V252H127ZM140 253H141V251H140ZM143 253H144V252H143ZM145 253H146V250H145ZM163 253H164V252H163ZM163 253H162V254H163ZM171 253H172V252H171ZM224 253H225V252H224ZM230 253H231V252H230ZM238 253H239V252H238ZM2 254H3V253H2ZM8 254H9V253H8ZM20 254H21V253H20ZM30 254H31V253H30ZM41 254H42V253H40V255H41ZM53 254H54V253H53ZM53 254H51V256H53ZM68 254H69V253H68ZM71 254H70V255H71ZM80 254H81V253H80ZM80 254H79V255H80ZM88 254H89V253H88ZM96 254H97V253H96ZM99 254H101V253L99 252L98 255H99ZM106 254H105V255H106ZM120 254H121V253H120ZM133 254H134V253H133ZM213 254H214V253H213ZM231 254H233V253H231ZM240 254H241V252H240ZM242 254H244V253H242ZM253 254H255V253L253 252ZM3 255H4V254H3ZM57 255H58V254H57ZM74 255H76V256H77V259H78V255H77V254H74ZM74 255H73V256H74ZM81 255H83V253H82ZM101 255H102V254H101ZM129 255L132 256L131 253H129ZM135 255H136V254H135ZM163 255H164V254H163ZM200 255H201V254H200ZM222 255H224V254H222ZM10 256H11V254H10ZM10 256H9V257H10ZM18 256H20V255H18ZM35 256H36V254L34 255V257H35ZM48 256H49V255H48ZM51 256H50V257H51ZM73 256H72V257H73ZM76 256H75V258H76ZM83 256H84V255H83ZM83 256H81V257H83ZM93 256H94V255H93ZM93 256H92V258H94ZM108 256H109V255H108ZM117 256H118L119 259H120V256L118 255V253H117ZM123 256L125 257V254H124V255L122 254V257H123ZM126 256H127V254H126ZM139 256H141V255H139ZM157 256H158V255H157ZM161 256H162V255H161ZM39 257H40V256H39ZM54 257L56 258V256H54ZM72 257H71V258H72ZM85 257H86V256H84V258H85ZM88 257H89V255H88ZM90 257H91V256H90ZM98 257H100V256H98ZM101 257H102V256H101ZM109 257H110V256H109ZM111 257H112V256H111ZM111 257H110V258H111ZM124 257H123V258H124ZM133 257H134V255H133ZM142 257H143V255H142ZM142 257H141V258H142ZM179 257H180V256H179ZM196 257H198V255H196ZM203 257H204V256H203ZM214 257H215V255H214ZM232 257H233V256H232ZM237 257H239V256H237ZM4 258H5V257H4ZM12 258H13V257H12ZM16 258H17V257H16ZM21 258H22V256H21ZM21 258H20V259H21ZM40 258L43 259L42 257H40ZM55 258H54V259H55ZM62 258H63V257H62ZM79 258H80V256H79ZM92 258H91V259H92ZM95 258H96V256H95ZM95 258H94V259H95ZM127 258H128V256H127ZM138 258H139V257H138ZM141 258H139V259H141ZM148 258H149V257H148ZM154 258H156V256H155ZM157 258H159V256H158ZM161 258H162V257H161ZM163 258H164V257H163ZM165 258H168V257H165ZM172 258H173V257H172ZM212 258H213V257H212ZM255 258H256V257H254V259H255ZM10 259H11V258H10ZM28 259H29V257H28ZM38 259H39V258H38ZM52 259H53V257H52ZM63 259H67V258H63ZM86 259L88 260V258H87V257L85 258V260H84L85 262H87ZM89 259H90V258H89ZM91 259H90V260H91ZM94 259H92V260H94ZM102 259L105 260V258H102ZM112 259H113V257L111 258V260H112ZM117 259H118V258H117ZM135 259H136V257H135ZM199 259H200V257H199ZM231 259H232V258H231ZM231 259H230V261H231ZM233 259H234V258H233ZM239 259H240V258H239ZM259 259H260V258H258V261H259ZM0 260H1V259H0ZM21 260H22V259H21ZM43 260H44V259H43ZM45 260H46V259H45ZM45 260H44V262H45ZM80 260H81V259H80ZM82 260H83V259H82ZM82 260H81V261H82ZM90 260L88 261V263H89V262L91 263ZM106 260H108V259H106ZM106 260H105V261H106ZM109 260H110V259H109ZM109 260H108V261H109ZM114 260H115V259H114ZM137 260H138V259H137ZM141 260H142V259H141ZM156 260H157V259H156ZM207 260H208V259H207ZM212 260H213V259H212ZM226 260H228V259H226ZM237 260H238V258H237ZM255 260H256V259H255ZM56 261H57V260H56ZM56 261L54 260V262H56ZM99 261H100V260H99ZM105 261H102V262L104 263ZM112 261H113V260H112ZM115 261H116V260H115ZM131 261H132V260H131ZM161 261L164 262V260H162V259H161ZM167 261H168V260H167ZM169 261H170V259H169ZM209 261H210V260H209ZM222 261H223V260H222ZM228 261H229V260H228ZM233 261H234V260H233ZM233 261H232V262H233ZM235 261H236V259H235ZM1 262H2V261H1ZM8 262H9V261H8ZM10 262H11V261H10ZM26 262H27V261H26ZM34 262H35V261H34ZM49 262H52V261H49ZM54 262H52V264H53ZM61 262H62V261H59V262H57V264H58V263L61 264ZM96 262H97V260H96ZM100 262H101V261H100ZM106 262H107V261H106ZM113 262H114V261H113ZM116 262H118V261H116ZM151 262H152V261H151ZM171 262H172V261H171ZM171 262H170V263H171ZM199 262H200V260H199ZM253 262H255V261H253ZM253 262H252V263H253ZM4 263H5V262H3V264H4ZM62 263H63V262H62ZM68 263H69V262H68ZM68 263H66V264H68ZM93 263H95V262L93 261ZM97 263H98V262H97ZM138 263H142V262H139V261H138ZM144 263H145V261H144ZM144 263H143V264H144ZM148 263H150V261H149ZM155 263H157V261H155ZM173 263H174V262H173ZM173 263H172V264H173ZM180 263H181V262H180ZM180 263H176V264H180ZM190 263H191V261H190ZM221 263H223V262H221ZM225 263L228 264L227 262H225ZM229 263H230V262H229ZM237 263H238V261H237ZM252 263H251V264H252ZM1 264H2V263H1ZM31 264H33V263H31ZM40 264H41V263H40ZM82 264H83V263H82ZM106 264H107V263H106ZM109 264H111V263H109ZM121 264H122V263H121ZM123 264H124V263H123ZM126 264H127V263H126ZM130 264H131V263H130ZM134 264H135V262H134ZM145 264H146V263H145ZM150 264H151V263H150ZM157 264H159V263H157ZM219 264H220V262H219Z\"/></svg>",
	"mask_w": 264,
	"mask_h": 264
}]
</instances>
